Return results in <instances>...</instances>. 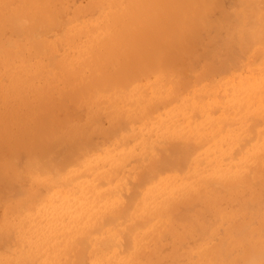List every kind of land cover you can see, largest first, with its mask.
<instances>
[{"label": "rangeland", "instance_id": "374dc122", "mask_svg": "<svg viewBox=\"0 0 264 264\" xmlns=\"http://www.w3.org/2000/svg\"><path fill=\"white\" fill-rule=\"evenodd\" d=\"M38 1L39 2H43V3L45 2L44 4L48 3L47 0L46 1L45 0H41V1L38 0ZM62 1H63V3H62ZM62 1L58 0L56 2V0H51L48 3V5H46L47 6V10H48V8H50L51 11L53 10L52 12L49 11L50 9L48 11H46V13H48V16L45 15L42 18V16L40 17V15H37L38 16V18H37L38 20L29 16V18L31 19V22H33V23L35 22L37 27H38V25H40V27H42V26L44 27V29H43L44 31L41 30L40 32L37 31L39 27L38 28L36 27L37 30L35 29V31L37 32V36L34 39L35 44L37 42H39L37 40H44V39H46V40L54 39L56 42H58V43H55V46L51 50V54H53L52 56L57 57L56 59L61 58V56L65 52L69 51L70 48H71V46L68 45V44H66V46L63 45L64 43L62 41H60V38H59L60 36L58 34L61 32L59 29L64 31L68 26H71V25L76 26V25H78V20L76 19L75 15L73 14L75 12V9H77L79 6H84L85 7L84 12L81 14V16L79 18V23H82L81 25L88 24L90 26L95 25L98 22H100L101 19H102L101 16L103 15V12L107 10V9H105V6H104L105 3H106V0H62ZM237 1L238 0H212V3L213 2L217 3V4L214 3L218 7V9H216V6H212L211 7V4H209V3H211V0H208V6H207L208 8L206 7L201 12H202L203 15L205 14V16L208 15L209 22H208V18L207 17L203 16L202 14H201V16H200V14H198V18H197L198 19V23H197V25L201 26L200 24H202V27L200 28V27L196 26L197 27L196 30H198L197 33L194 36H192V38H189L190 40L188 39V41L185 42L186 44H184V43L181 44V41L179 40V37H180V35L182 33V30H183V26L182 25L177 26V25L173 24L172 21L170 23H168L169 20H166L164 25L159 26V27H157L156 25L154 26V33H155L154 34V38H155L156 42H158L159 39H160L159 45H161L162 41L164 40L162 45L165 43V45L167 47V44L170 45V40H172L174 42V48L176 49L174 54L177 55L178 58L176 56H174L173 54H171V52L173 53V51H174V48L171 47V46H173V44L170 47L168 46L169 48H171L172 51L170 49L167 50V49H165L166 47H164L163 54L160 55L159 57H155L158 60V62H157L158 68L155 67L152 70L149 69L147 74L144 73V75L142 77H140L141 79L138 78V79H133L134 81L132 80L131 85L132 84L133 85L129 86V88L133 87V86L134 87L136 86V88L139 90L138 93H139L140 97L142 98V101H144L141 104L142 105L141 110H142L143 114L141 113L137 117H135V116L132 117V115H128L130 118H128V116L126 118L129 120V124L130 125L128 124V120L127 119L121 120V124H126V126L125 127L121 126L116 131L117 133L115 132L112 136H107L105 133L102 134L103 132L101 133V131L99 133V130H100V128L103 125L102 123H99L100 121L97 122L96 120H91L92 121V123H91V121L87 119V116H88L89 112L94 107L92 105H90V104H87L86 103V99L89 97L90 94H94V93L105 95L104 92L101 93V91H98V90H94V91L89 90L88 85L85 86V87L81 86L80 87L81 89L80 90L77 89L78 91H77V93H75L76 90L75 91H71L68 87H65V86H63L64 87L63 88L62 84H58L59 87L56 84H53L54 86H53V88L51 90L52 92L50 93V96H49V94L47 95V96H49L48 97L49 99L46 98V101L44 102V106L42 104H39L38 101H36L34 99L33 93H28L29 98H30L28 103H24V102L21 101V99H18V98L10 99V100H7L4 103H0V131H1L0 132V137L3 134L2 136L6 138L5 135L7 134V130L4 127H8L9 126L8 130H10V131H12L13 128H15V129H13V131L14 130L15 131L16 130L17 131H22L21 128L24 127L23 130L25 129V130L29 131L30 128H31V130L34 129L33 125L35 124L34 121L36 119L44 121L45 118H51L50 116L52 114H54V115H52L54 120L53 119H50V120L47 119L48 121L45 120L47 122V123L45 122V124L47 126H45V124H44L46 129H45L44 133L42 135H40L39 138L37 139V142L39 140L40 145L42 147L41 146H39V147L37 146L38 148L36 150L35 149L31 150L30 148L28 149L26 147L27 139H24V140H22L23 141V145H24V147H22L23 150L18 149V147H16L18 150H21V153H17L19 151L16 149L17 151H15V153H16V155H15L14 152H13L14 149H15L14 148L15 145L13 146L12 149L9 148L11 146H8V147L6 146L7 143L10 144L9 143L10 140L8 139V137L6 138L7 140H3V142L1 141V139H4V138L3 137L0 138V142H2L1 144H4V145H2V147H1V144H0V149H1L0 153H2V152H4V153L8 152L9 153V151H10V153H9L10 155H8V154L3 155V153H2V155H3L2 156L0 154V157H1L0 158V169H1L0 170V182L4 183V184H0V193L2 192L0 194V196H1L0 197V213H1L0 218L2 217V214H3V217L0 219V225H2V224L5 225L6 224V227H7V229L4 228L5 231H3V233H0V236H2V237L4 236V238H1V239H4V240H2L4 243H0V249H1L0 252L2 253V255L0 253V259L4 258V257H8V258H11L15 262V254H17L18 251H22V252L31 251L30 249H28V247H30V245L27 242V238L30 235L32 227L40 229V228L51 227L53 225L52 214L51 215H45V213H43V210H44V212L49 213L50 209H51V206H53V205H55V203H57V197H56L55 193L57 191H59V190H63L64 188L66 189L65 186L64 187H62V186L61 187L53 186L52 192H50L51 191L50 187H48L46 185L45 186L40 185V183L38 181H36V180L40 179L41 177L42 178L44 177L40 173H38V171L32 169V166H31V162H32L31 159H34L33 157L36 158L38 153H39L38 156L47 157V159L51 158V159L57 160V158H59L57 161H60V159L63 160L64 158H68L72 162L76 161L77 163H79L80 167L79 166L77 168L67 167L66 169H64L62 171V176L66 177L67 173L71 172V170L80 169L82 167L81 168V172L78 173L79 175L81 174L80 175L81 179L83 181L86 180L87 182L92 181V179L94 180L95 193L93 195L95 196V202L96 203H99V201H101L104 198H108L109 196H112L114 198L112 200H116V199L118 200L117 207L115 208L116 210L115 209L112 210V211H114V213L116 215L118 213V216H114V214H112V218H110V219L109 218H106V219L103 218V220H99L100 224H102V225L97 224V223H99V221H98L96 224L94 223L95 226H93L91 229H88L89 231L85 227V221L83 220L81 222L82 224L81 223L79 224L80 234L77 235V238L80 237V239H82V240L80 241V239L79 240L77 239L78 241H76L74 243L76 245V246H74L75 249L72 250V248H74V247H72V245L70 246L72 248H71V250L67 251V254H69V252H70L71 256L70 255L68 256L67 254H65L62 258H60L62 260H60V259L56 260V258L55 259L52 258L50 260V264H67L66 263V259L67 258L69 259V261H71V262L68 261L69 262L68 264H80V262H81V264H83L84 262H85V264H100V263L102 264V263H104L105 259H106V261H105L104 264H113L114 261H115L114 264H124V263H122L124 261L125 262H127V261H129V262H133L134 261L135 262L136 261L134 264H136V263L137 264H193V263H200L201 262L200 255H201L203 247H205L207 245H210L211 243L222 244L224 246L223 249H222V255L220 257V260L218 262H214L213 264H229V262H231L233 260V257L235 256L234 257V260H235L236 255H238L240 253V246L241 245H244V246H247V247L250 246V247L253 248V250H258V248L260 247L259 241H258V239H259L258 235H261L262 238L264 239V229H263L264 224H263V226H260V224H261L260 221L258 219L257 220L254 219V218L255 217L257 218V217H260L261 215H264V197H262L263 198V201H262L263 203L261 202L262 199L260 201H258V202H252L251 199L255 196L257 191L261 192L262 188H263V194H264V173H263L264 172V160H263L264 159V155H263L264 154V135H263L264 134V119L262 121L260 120L262 118L263 114H264V104H263L264 103V99H263V101H260V103L262 102V104L258 103L260 99L264 98V96L261 97L262 95H264V56H263L264 55V48H263L264 47V38H263L264 37V29H263L264 28L263 27L264 23H263L262 20L254 18L251 21V23H252V25H251V23H250L251 19H249V23H250V25L252 27V28H250V31L252 30L251 31L252 33L254 31L253 30V28L255 27L254 25H256L258 27V28L256 27V31L255 32H257L259 27H260L259 30H261V31H259V32H261V33H260L259 37H258V34H256L257 35V37H256L255 34L252 35V33H250L251 35L249 37H246L245 39H242L243 41H246L244 43H242L241 39L240 40L238 38H234L233 39L230 36V34L228 33L229 32L228 29H230L229 28L230 26L225 25V23L226 22L228 23V18L227 17H229V19L232 18L231 17L232 16L231 13H233V10L236 11L238 9V7H239V3L238 2L239 1L238 2ZM91 2L92 3L93 2H98V3H100V5L92 6ZM236 2H237V4H236ZM21 3H23V0H20V2H19V0H15V5H18V6L20 5L21 6ZM58 3H60V4L62 3V4L59 5ZM57 4L59 6H56ZM99 6H102V7L99 8ZM220 6L223 7L224 9L221 8ZM59 7H62V11H61V8H59ZM209 7H211V8H209ZM214 7H215V9H213ZM55 8L57 9L55 11L58 12V13L57 12L56 13H57V16L60 17L59 18L60 21H57L58 17H56V13H54L55 12L54 11ZM219 8H221L222 10L219 9ZM231 8H233V9H231ZM228 9L231 12L228 11L226 13V11ZM102 10H104V11H102ZM261 10H263L262 12H264V7ZM31 13H32V11H31ZM49 13H51L52 16H50ZM233 14H235V13H233ZM60 15H64V16H60ZM31 16H33V15H31ZM61 17H63V18H61ZM201 17H202L203 20L201 19ZM225 17L227 19L225 21L221 22V20L224 19ZM50 18H51V20L55 18L54 21H56V22L53 21L54 24L50 23L51 22L49 20ZM205 18H206L207 22H206ZM30 19H28V17L26 18V20L29 21V22L27 21L28 22L27 24L30 23ZM32 19H33V21H32ZM39 19L41 20V22H40ZM173 19H174V23H175V17L174 16H173ZM34 20H36V21H34ZM46 20H47V22H46ZM253 20L258 21L259 24H258V22H255V24H254ZM44 21H45L46 24H43L41 26V24L44 23ZM48 21H50V22H48ZM202 21H205V24ZM241 22H242V24L238 25V27L239 28L241 27V29L243 28L242 30H244L246 28V25H244V23H247L248 20L247 19H243ZM47 23H48V25H47ZM60 23H61V25H60ZM206 23H210V24L207 25ZM174 25H175V27H174ZM54 26H56L55 27L56 29L54 28ZM60 26L63 27V29L60 28ZM45 27H47L48 29L45 30ZM205 27H206V29H205ZM226 29H227V31H226ZM56 30H57L58 34H57ZM6 31L4 33L5 35L4 34L2 36L0 35V41L5 40L4 42H0V81L5 82L7 80L6 82H8V80H9V77H8L9 76V72L11 70H13L15 72V68H18L22 64L25 65L24 63H27L25 66L32 67V68L33 67L37 68L39 66V67L42 68L44 74L42 72H41L42 75H41V73H39V76L40 75L41 76H40V78L39 77L37 78V80H39L40 82L37 81V80H34V83H36V84L39 83L37 86H40L41 88H43V84H47L45 82L48 79L51 80L50 79V73H47L49 71H47V69L44 71V65L46 66V65L49 64V61H46V60H49V58H50L49 57L50 55H48L49 53H45V54L44 53H40V55H39V52H38V54H36L37 51L32 48L33 46L31 47V43L27 44L28 40L30 41L31 39L29 37H27L26 34H24V32H18L17 30H15V32H13L10 29L6 30ZM41 32H42V34H41ZM48 32H50V33L48 34ZM174 32H175V37L177 36V38H175V39H177V40H173L172 37H171L172 35H174L173 34ZM40 36H42V37H40ZM56 36L59 39L56 40L55 39ZM252 36H253L254 40L252 39ZM260 36L262 37V39L260 38ZM17 37H19V38H17ZM81 37H83V39ZM81 37H80V40L81 39L82 40H86L88 36H86L84 34ZM195 37L197 39H195ZM255 37H256V41L258 43L255 42ZM22 38L28 39V40H24ZM258 38L261 39V41L258 40ZM7 39L14 41V43L8 44ZM247 39H249V40H247ZM18 41H21V42L19 43ZM172 41H171V43H172ZM251 41H253V42H251ZM176 42H177L178 45L176 44ZM249 43H250V45H249ZM251 43H252V45H251ZM58 44H60L59 45L60 47L58 46ZM260 44H262L263 46L260 45ZM24 45H25V47H24ZM30 47H31V49L33 51L29 50ZM176 47H178L179 49L181 48L182 50L181 49L179 50ZM242 47L243 48L245 47V49H243ZM23 48H24L25 52L23 51ZM64 49H65V51H64ZM22 51L24 52L23 54H22ZM169 51H171V52H169ZM176 51H178V52H176ZM28 52H30V53H28ZM31 52H32V54H31ZM34 52H36V53H34ZM48 52H50V51H48ZM179 52L180 53L183 52V53L180 54ZM54 53H56V54L54 55ZM25 54H26V56H25ZM60 54H62V55L60 56ZM29 55H30V57L35 58V59H32V58L30 59V57L28 58ZM41 55H43V56H41ZM163 55L166 56V57H164ZM36 56H39V57L36 58ZM172 56H174V57H172ZM46 57H48V58H46ZM186 57H187V59L185 60ZM155 58H154V61H155ZM163 58H173L172 59L173 63H172L171 59L170 60L167 59V61L168 60L169 61L167 62L166 65H168L169 68H171V69H168V71H166V73H165L164 70L161 71L162 65H165V64H163ZM29 59H30V61L31 60L32 61L29 62L28 61ZM177 60H179V61H177ZM156 61H155V63H152V62L151 63L152 64H156ZM123 62H125V61H122V63ZM160 62H162V63H160ZM175 63L177 64L178 67L174 66V65H176ZM123 64H126V63H123ZM175 67H177V68H175ZM1 69H3V70H1ZM157 69H158V71H157ZM177 69L178 70L179 69H181V70L183 69L184 71L183 70L182 71H180V70L178 71ZM154 70L156 72H158V73H156ZM170 72H171V74H170ZM172 72H173V74H172ZM178 72H182V75L179 73V75H181L180 78H179V75L177 74ZM174 73H175V75H174ZM166 74H169V75H166ZM170 75H173L172 76L173 79H172V77ZM4 76H5V78H2ZM170 77H171V79H170ZM181 77H182V79H181ZM178 81H182L183 83H186L185 84L186 87H185V89L184 88L182 89V93H181V91L177 92V89H178V88H176L177 86H173L172 87V85H171V83L177 84ZM147 82H150L152 84L151 89H150V87H147V88L144 87V84H146ZM140 85H142V86H140ZM54 87L56 88V90H55ZM86 88H87V90H86ZM129 88L127 87V89H129ZM160 89L164 90L163 94H161L162 96L157 94V92ZM82 90H84V91H82ZM115 90H117V89L113 88V92ZM183 90L184 91L187 90L188 93L185 91L184 93H186V94L184 95ZM64 91H66L65 94L68 93L67 97H66L65 94H64L65 97H63L62 93ZM53 92H54V94L56 93L55 97H53L54 96ZM87 92L89 94L86 97L85 95L87 94ZM18 93H19V91H18ZM71 93H74V95L71 94ZM146 93H147V95H146ZM174 93L177 94V98H175V100H173V104H172L173 107L172 106H168V108L164 107L162 99H166L167 97H170V96L172 97L173 95H175ZM20 94H23V93H19V95ZM202 95L205 96V97H203L204 99L201 98ZM210 95H211V97H210ZM56 96H58V98ZM207 97H209V98H207ZM259 97H261V98H259ZM52 98L54 99L55 103L52 102V100H53ZM59 98L63 99V101H61ZM147 98H150L151 103H150V101L148 102L150 107L153 106V107H155L156 110L154 109L152 111H147L146 113H148V114H144L145 113L144 111L147 110L148 107H149L148 103H145V102H147ZM69 99H70V101H69ZM157 99H158V102L161 101L162 104L161 103L159 104L156 101ZM152 100H155V102H157V104H159V105H157ZM67 101H69V102H67ZM199 101L202 102V103L198 104L197 102H199ZM47 103H48V105L50 107L46 106ZM67 104H70V106L67 105ZM178 106H180V107H178ZM183 106H185V107H183ZM43 107L45 108L46 111L43 110ZM56 107H58V109H56ZM64 107H66V108H64ZM108 107H109V105L106 104V108H108ZM189 107H190V109H188ZM28 108H29V110H28ZM179 108H180V110H179ZM31 109H33L32 112H31ZM34 109L36 111L38 109L37 114H34V113H36V111ZM51 109H53V110H51ZM64 109H65V111H62ZM40 110L42 111V113L40 112ZM72 110H73L74 113H72ZM181 110H183V111H181ZM187 110H189L188 114H187ZM194 110L197 111V112L193 113ZM60 111H62V113ZM201 111H204V112L206 111V113L201 112ZM49 112L50 113L53 112V113L50 115ZM150 112H152L154 115L152 113H150ZM168 112H173V117L172 118H175V119L165 120V122H163L164 124L162 123V128L161 129L155 128V126L159 125V119L160 118H166V114ZM175 112L176 113L178 112L177 115H176ZM180 112H182V113H180ZM262 112H263V114H262ZM44 113H47L48 115L44 114ZM55 113H56V115H55ZM78 113H79V115H77ZM179 113L181 114V118L188 124H186L185 122L182 121V119L180 118V114ZM192 113H193V115H196L197 119H196V117H194L192 115ZM195 113H197V114H195ZM211 113H212V116H211ZM226 113H227V115H226ZM23 114H25L24 117H23ZM109 114H110V112H109V110H107V112L105 113L104 117L105 118H106V116L109 117ZM151 114L153 116L152 119H150L151 118L150 117ZM160 114H163V115H160ZM198 114H200V117H202V118H200ZM68 115H69V117H68ZM143 115L144 116L145 115L146 116L149 115V117L147 116L148 120H146L147 118H145V117H144L145 118L144 119ZM248 115H250V116L247 117ZM254 115H255V118H254ZM42 116H44V118ZM46 116H48V117H46ZM78 116H79V118H78ZM80 116H81V118H80ZM256 116H258L259 118L258 117L256 118ZM73 117L74 118L76 117L75 119H77V120H73L74 119ZM134 117L136 119L138 118L139 120H142L141 118H143V120L140 122L138 119L136 120ZM245 117H246V119H245ZM69 118H71V119H69ZM263 118H264V116H263ZM191 119H192V121H191ZM193 119H194L195 122H193ZM105 120H107V119H105ZM130 120H133V122L130 121ZM247 120H250V121H247ZM251 120L253 121V123H252ZM257 120L258 121L260 120L261 122L260 121L257 122ZM255 121H256V123H255ZM78 122H80V123H78ZM148 122H149V124H147ZM227 122H229L228 125H227ZM232 122H233V124H236V125H233ZM236 122H239V123H236ZM250 122H251V126L253 125L252 128H251V126H248V124ZM20 123H21V125H20ZM52 123L54 125H52ZM68 123H70V124H68ZM106 123L104 121V124H106ZM173 123H174V125H173ZM189 123H191V125ZM28 124H30L31 127ZM98 124H99V126H98ZM163 125L164 126L165 125L166 126L170 125L171 129L168 132H166V126H165V128H163ZM243 125H244V127L241 128ZM256 125H260V126H256ZM147 126H149V127H147ZM173 126H174V128H173ZM178 126H180V127H178ZM220 126H224V127L221 128ZM228 126L233 129V130L230 129L233 132L232 131L230 132V130H228L229 129ZM2 127H3V129H1ZM18 127H19V129H17ZM217 127L220 128V131H222L221 129H224L222 131L224 133V135L222 134V132L218 133L219 130H218ZM225 127H226V130H227V133H226ZM135 128H136V130H134ZM177 128H179L180 130H177ZM235 128L237 130H235ZM90 129L92 130V132H91ZM202 129H203V132H202ZM239 129H241V130L239 131ZM254 129H255L256 132L254 131ZM79 130L80 131L81 130H85V132H87V133L84 132L85 134H83L81 137H75L77 131H79ZM158 130H159V132H158ZM251 130L254 131L255 133L254 132L251 133ZM46 131H47V133H46ZM72 131L74 132V136L71 135L70 133H69V135L67 134L68 132H72ZM213 132H214V135H212ZM88 133H89V135H88ZM217 133L219 134V136H218ZM257 133L262 135L263 138L261 136H259V134H257ZM145 134H147V135H145ZM153 134H154V137L150 136V135H153ZM164 134L167 137V140H165L166 137H164ZM215 134H216V136H215ZM101 135H103V136H101ZM41 136H42V139H41ZM46 136H48V137L46 138ZM89 136H91L90 139H88ZM135 136H136V138H135L136 140L133 138ZM213 136H215V137L213 138ZM108 137L109 138L111 137V138L109 139ZM150 137H151V139H150ZM171 137H172V139H171ZM191 137H193L194 139H190ZM202 137H205V138L200 139ZM259 137L261 139H259ZM60 138L62 139V141H60L61 140ZM114 138H117V139H115V141H114L113 140ZM122 138H123V140L121 141ZM130 138H132L131 143H130ZM168 138H170L174 142L171 141L172 143H169L170 141L168 142V140H170V139H168ZM178 138H180V139L176 140V141L174 140V139H178ZM181 138H182V140H181ZM211 138H212V140H211ZM72 139H73V141H72ZM125 139H126V142L124 141ZM146 139H147L148 143L146 142ZM188 139L191 141L190 144L188 143V142H190ZM75 140H76V142H75ZM159 140H160V145L159 146L162 147V148L160 147L161 152H159L160 150H158L159 146L157 144H156V146H158V148L157 147H155V148L158 151H156V149L153 148V145H154L153 142H157L159 144ZM183 140L186 141V142H183ZM187 140H188V142H187ZM200 140L202 141L201 142L202 145L199 142ZM233 140H235L233 143L236 144V145L234 144V146H233V143H231ZM236 140L238 142H236ZM258 140H259V142L260 141L261 142L259 143ZM4 141H5V143H4ZM149 141L151 143H153V144H150ZM165 141L168 142L169 145ZM44 142H46V143H44ZM55 142H56V144H55ZM67 142H69V144H67ZM86 142H87V144H86ZM162 142L164 144L166 143V145H163ZM197 142H199V144L194 147V144L197 143ZM52 143H54L53 144L54 147H53V145H51ZM192 143H194V144H192ZM89 144H91V146H90L91 148L89 147ZM96 144H99V145H96ZM124 144H126L127 146L124 145ZM211 144H213L212 147H210ZM131 145H133V146H131ZM144 145H146V146H144ZM204 145H206V146L203 148ZM247 145L248 146L251 145V148L248 149ZM166 146H168L169 148H167ZM240 146H241V150H240ZM47 147H48V149H47ZM57 147H59V149ZM64 147H65V149H64ZM115 147H117V148L115 149ZM144 147H145V149L143 150ZM164 147L169 149V152H167L166 148H164ZM215 147H217V152L215 151L216 150ZM254 147H257V148L255 149ZM19 148H21V147L19 146ZM44 148H46L47 150H45ZM60 148H61V150H60ZM125 148H126V150H125ZM148 148L149 149L153 148V150H155L156 152L151 150L152 153H151V151H149L151 153V155H150V153L147 152ZM171 148L174 149V150H175V148H177V152H175L174 150L172 151ZM234 148H236V149H234ZM244 148H246L245 151H244ZM9 149H11L12 151L9 150ZM87 149L90 150V153L88 155L92 154V156H93L95 154L93 157L96 158V166H97V168L96 167L95 168L98 171H94L93 172V171L83 170L84 162H82V161L84 160V157L87 156V155L85 156V153H86ZM113 149H115L114 152L112 151ZM4 150H7V152H5ZM29 150L33 151V153L30 154L31 152ZM42 150H44V151H42ZM83 150H85V151H83ZM99 150L100 151L102 150V151L100 152ZM165 150H166V153H167L166 155H165ZM45 151H47V152L44 153ZM92 151L94 152V154H93ZM36 152H37V154H36ZM153 152H155L156 154H154ZM173 152H175L176 154L173 153ZM248 152H250V153H248ZM77 153L81 154V156L79 154H77ZM82 153H83V155H82ZM146 153L149 154V155H147ZM159 153H161V154H159ZM185 153H186V155H185ZM212 153H213V155H212ZM215 153H217V154H215ZM63 154L64 155L66 154V155L64 156ZM157 154H159V156L162 155L160 157L158 156L159 160L156 158ZM208 154H210V156L211 155L212 156L210 157V156H208ZM226 154H231V155L233 154L232 157H231L232 159L229 160L230 157H229V155H226ZM244 154H246L248 159L246 158V156ZM59 155H60V157H59ZM139 155H141V157ZM92 156H91V158H93ZM136 156H139V157H136ZM148 156H149V158H151L149 161H151V160L153 161V158L155 156L156 160L154 159V161H153V162L156 161L154 163L155 165L152 162V164H153V166H152L151 162L148 161ZM243 156H245V157H243ZM258 156H259V158H258ZM2 157L3 158L5 157V158L2 159ZM6 157H7V159H6ZM132 157H134L135 159L132 158ZM144 157L145 158L147 157V159L144 160ZM170 157H174V159L173 158L169 159ZM177 157H179V160L177 159ZM180 157H181V159L184 162H181ZM241 157H243V158H241ZM141 158H143V160ZM160 158H162V159H160ZM222 158L224 160V163H223ZM260 158L263 161L261 163V166L259 165ZM8 159L10 161L12 160L11 163H13V164H9L10 161ZM77 159H78L79 162L77 161ZM168 159H169V161H168ZM236 159H237V161H236ZM160 160L162 162H163V160L167 161V162H173V165L175 166V168L171 169L172 171L170 169H165V166H162V165L160 166L159 165L161 163ZM197 160H199L200 163L197 162ZM231 160H232V162H231ZM248 160H249V162H247ZM1 161H2V163H1ZM188 161H189V165H188ZM218 161H219V163H218ZM20 162L23 165L22 164L20 165ZM81 162H82V166H81ZM126 162H127V164H125ZM157 162H160V163H157ZM230 163L232 164L233 167H231ZM3 164L6 165V166H3ZM210 164L215 166V167L213 166V170H212ZM256 164H258V165H256ZM156 165L159 168L156 167ZM197 165L198 166L200 165V166L198 167ZM201 165H203L204 167L206 166V167L204 168ZM216 165H217V167H216ZM238 165L239 166L241 165V167H239ZM187 166H189V167H187ZM253 166H254V168H253ZM259 166L261 168H259ZM1 167H3V168H1ZM134 167H136L138 169V171H139L138 173L136 172L137 170L133 171ZM153 167H156V168H153ZM226 167H227V169H226ZM250 167H251V170L249 171ZM10 168H11V170L8 171V169H10ZM99 168H101V169H99ZM118 168H120V170H118ZM140 168H142L143 171H145L146 173L143 172V171H140L141 170ZM191 168H193V169H191ZM199 168H201V171H199L200 170ZM231 168H232L233 172H231L232 171ZM5 169H7L6 170L7 172L11 173V176L9 175V173L7 174L5 172ZM16 169H17V171H16ZM125 169L128 172H125ZM153 169L154 170L156 169V171H158V172L154 171ZM189 169H191V170H189ZM207 169H209V170H207ZM221 169H222V171H221ZM152 170H153V172H152ZM182 170H186V172H184ZM252 170H256V172L252 171ZM12 171H13V173H12ZM107 171H108V173H107ZM111 171L114 174L111 173ZM129 171H131V172L133 171L134 173L136 172L137 174L135 173L136 174L135 175L133 172H132L133 175L132 174H128V173H131ZM173 171H175L176 173L173 172ZM36 172L39 175L36 174ZM63 172H65V173H63ZM85 172L87 173V175H86ZM89 172H93L94 175L92 173H90L91 174L90 175L91 177H90L89 176ZM104 172H106L107 174L104 173ZM140 172H141V174H139ZM155 172H156V175L158 177L155 176ZM178 172L181 173V174H179ZM183 172L186 173V174H184ZM203 172H204V174H203ZM212 172H213V174H212ZM15 173L18 174V176H20V175L23 176L22 177L23 179L20 178V180L17 183L14 181L15 178L13 177L15 175ZM95 173L97 175L96 177H95ZM142 173H144V174H142ZM151 173H152V175H148V174H151ZM103 174L104 175L106 174L104 178H107L109 176L108 177V180H109L108 183L111 186L106 182L107 179H106V181H105V179L103 180V176H104ZM118 174H121V175L119 176ZM153 174H154V176H153ZM160 174H161V176H160ZM163 174H165V175H163ZM178 174H179V176H178ZM254 174L258 175L259 177L255 176ZM113 175L115 177L116 176L117 177L115 178ZM180 175H183V176H180ZM249 175H252V176H249ZM136 176L138 178H136ZM150 176L151 177L153 176V177L151 178ZM5 177H6V179H4ZM10 177H12V178H10ZM33 177H37V178L33 179ZM196 177H197V179H196ZM2 178L4 179V181L1 180ZM153 178L156 181L153 180ZM179 178H180V180H179ZM185 178H186V181H185ZM249 178H251V179H249ZM121 179L122 180L124 179V181H122ZM132 179H133L134 183L137 182V184L135 183L134 187L132 186V183H131ZM134 179L136 181H134ZM137 179H139L140 181H138ZM5 181L8 183V185H7V183ZM98 181H99V184L96 183ZM104 181H105V183H103ZM212 181L213 182L216 181L215 183H218L219 185L221 184L220 182H222V185L219 186L218 184H216V187H215V185H214V183ZM217 181H219V182H217ZM53 182H52V184H53ZM75 182H77V181H75ZM117 182H118V184H117ZM121 182H123V183L120 184ZM128 182L131 183L130 187H132V189L128 186L129 185ZM207 182L210 185L209 187H208ZM238 182L239 183L241 182L240 183L241 187H239L240 184H237ZM242 182H244V183H242ZM251 182H253L255 185H258V186L253 185V183L250 185ZM102 183L104 184V186L102 185ZM124 183H126V184L124 185ZM205 183L207 184V185L204 186L206 188L202 187ZM229 183L231 185L232 184L233 185L237 184V185L234 186L235 187L234 188L233 185L230 186ZM13 184H15V185H13ZM16 184H18V186ZM181 184H185L188 187L199 186L200 187V191H199V193L193 194L191 196L188 193V194H186L183 197L184 199H182V197H180L179 199H177V197H172L170 195L171 189H173V187L179 186ZM226 184H228L227 187L225 186ZM244 184H246V185H244ZM10 185H11V188H10ZM23 185L24 186L26 185L25 188H24ZM53 185H56V183L53 184ZM212 185H214V186H212ZM16 186H17V188L19 186H21V187H19L18 189H15ZM72 186H73V184H70V187H72ZM101 186L103 188H101ZM118 186H120L121 188L118 187ZM125 186H127L128 188L126 187V189H125ZM143 186H144V188H143ZM222 186L225 188L226 191L224 190V188ZM252 186H254V187H252ZM36 187L39 188L41 193L37 192L38 190H37ZM116 187L119 188V189H117ZM212 187H214V189H212ZM220 187L222 189H218ZM237 187L239 188V190L237 189ZM242 187H245L246 189H244V188L242 189ZM113 188H115V190L112 191ZM129 188H130V191H129ZM136 188H137V190H136ZM215 188L218 190L217 192L215 191L216 190ZM22 189H26V191L27 190H29V191H27V193H26V191H24ZM30 189H33L34 193H33V190H30ZM67 189H69V188H67ZM138 189L139 190L142 189V191H141L142 192V196H141V192L140 193L138 192ZM158 189H162V190H158ZM119 190H121V191L124 190V191L120 192ZM125 190H127V192H125ZM131 190H133V191H131ZM5 191H7V192H5ZM9 191H10V193H9ZM16 191H17V194H16ZM109 191H111V192H109ZM207 191H208L209 194H207ZM221 191H224V192L221 193ZM18 192H19V194H18ZM20 192L23 193V194H20ZM106 192H108V193H106ZM118 192L120 193V195H119ZM201 192L203 194H205V195H203ZM225 192H227V193H225ZM104 193H106L108 195L106 196ZM116 193H117V195L120 196V198H118L119 196L118 197L116 196ZM129 193H131L132 195L131 194L129 195ZM133 193H135V195ZM155 193H158V194H155ZM114 194L116 196V199H115ZM121 194H122V196H121ZM197 194H198L199 197H197L195 199ZM22 195L24 197H26L27 199L26 198L24 199V197L22 198ZM35 195H37V196H35ZM139 195L141 196V198H140ZM224 195H226V196H224ZM237 195H239V196L237 197ZM232 196H234V197H232ZM44 197H46V198H44ZM127 197L129 198L128 200H127ZM17 198L18 199L20 198L21 200H18ZM238 198L239 199L242 198V199L238 200ZM42 199L44 201H42ZM13 200H14V202H13ZM137 200H138V202H137ZM155 200H156V202H153ZM193 200H194L195 203L193 202ZM23 201H25V202H23ZM38 201L40 203H42V202H44V203H42V205H41V204H39ZM248 201L250 202V204H253L254 206L251 205V208H248V207H246L245 204L244 205H240V204H242L244 202L247 203ZM22 202H23V205L21 206ZM49 202H51V203H49ZM185 202H186V204L188 203V205H186ZM189 202H191L192 205L193 204H195V205H193V207H191L192 205L190 204L191 206L189 207L188 212H187L186 211L187 210L186 206H189ZM249 202L247 204L248 206L250 205ZM14 203H16V204H14ZM122 203H124V205H122ZM254 203H256L257 205L254 204ZM180 204H182V205L178 206ZM131 205L134 206L133 209H132ZM136 205H137V208L135 207ZM161 205H164V206H161ZM183 205L184 206L186 205L184 207V209H186L185 210L186 211L185 214H184V209L183 208H182L183 210L181 209V207ZM1 206L4 207V209H2ZM12 206L14 207L15 210L13 209ZM16 207H18V208H16ZM25 207L26 208L28 207V209L26 210ZM177 207H180V208H177ZM212 207H214V208H212ZM259 207H260V209H259ZM19 208H21L22 210H19ZM34 208L36 209V211H35ZM135 208H136L135 211L137 213L139 212L138 214L134 211ZM204 208H206V209H204ZM210 208H211V210H210ZM138 209H140V210L137 211ZM2 210H4V212ZM207 210L210 211V212H208ZM104 211H105V208H103V212L102 213H107V212H104ZM119 211H121V212H119ZM10 212L11 213L14 212V213L11 214ZM16 212H17V214H16ZM21 212L24 215L21 214ZM108 212L110 213L111 211H108ZM129 212H131V213H129ZM25 213H27V214H25ZM203 213H204V216L201 218ZM127 214L128 215L130 214V217H132L134 219L133 222H132V219L129 218V216ZM162 214H165V216H163ZM167 214L168 215L171 214V215L166 216ZM213 214H215L216 217ZM8 215L10 216V218L8 217ZM124 215L126 216L125 217L126 218L125 221H124L125 218L123 217ZM157 215H159V216H157ZM135 216L138 217V218L140 217V219L141 220L143 219V220L141 222L139 220L138 222H140V223L135 222L136 221L135 219H137ZM149 216H153V218L149 219L150 218ZM155 216H157V217H155ZM206 216L208 218H210L211 220H209ZM238 216H239L240 219L239 218H237V219L235 218V217H238ZM36 217H38V218H36ZM171 217H172V219H171ZM211 217H213V218H211ZM245 217L247 219H245ZM155 218H157V219H155ZM122 219H123V221H122ZM146 219H148L149 222H146L147 221ZM160 219H163L164 221H162ZM108 220L110 221V223H109ZM117 220H120V222L117 221ZM144 220H146L145 224H143ZM159 220H160V222H158ZM210 221H212L214 223L211 224ZM106 222H107V224H109V226H107L105 224ZM165 222H166V224H165ZM192 222H193L194 226L192 225ZM200 222L202 224H200ZM20 223H23L24 226L16 227ZM149 223H151V225ZM163 223L166 225L165 228H164ZM251 223L254 224V225H250ZM111 224L112 225L114 224V226L116 225L115 227L113 226L115 230L112 228L114 231L110 228L112 226ZM118 224L119 225L121 224L122 226L121 225L119 226ZM133 224H134V227H133ZM136 224H138V225H136ZM209 224H211L212 229H211ZM4 225H2V226L4 227ZM104 225H105V227L103 228ZM204 225H205V227H203ZM128 226H130V227H128ZM145 226H147V227L145 228ZM125 227H126V230H125ZM131 227H132V229H131ZM135 227H137V228H135ZM159 227H161V228H159ZM120 228H121L122 231L120 230ZM195 228H196V230H195ZM129 229H131V230H129ZM15 230H17V232ZM100 230L102 232H104L105 234H103ZM117 230L120 231V232H117ZM123 230H125V231H123ZM136 230H138V231H136ZM86 231L87 232H93L94 231L93 232L94 234L93 233H88L87 234ZM109 231H111V232H109ZM112 231L115 234H117L118 236L114 235V233H112ZM131 231H132V233H131ZM139 231L141 233H139ZM84 232L87 235H89V236H86L85 234H83V235H85V236H83L82 233H84ZM108 232H109V234H108ZM127 232H130V235L127 234V236L129 238L133 239V240L130 239L131 242L129 241L128 237H126L125 233H127ZM154 232H156V233H154ZM10 233L12 235H10ZM27 233H29V234H27ZM111 233H112L111 237L113 238L115 236V239H111V237H110ZM165 233H167L166 234L167 236H165V238L163 239V237H161V236L165 235ZM1 234H7V235L9 234L10 237H7V235H6V238L8 239V240H6L5 235H1ZM90 234H92V235H90ZM151 234H153V235H151ZM16 235H18V236H16ZM93 235H94V242L92 241L93 240ZM138 235H140V236H138ZM15 236H16V238H14ZM108 236L110 237V240L112 241L111 243L109 242V246L112 247L110 250H109V248L107 249V244L105 243V240L108 239ZM147 236L149 237L148 239H147ZM84 237L87 238V242L84 241V239H85ZM88 237H92V240H91V238H88ZM116 237H117V239H116ZM121 237H122L123 241H128V243L130 242L131 244L129 243V246L130 245L133 246L134 249H133V247H132V249H131V247L129 248L128 245L124 246L126 242H123L124 245H122L123 244L122 240L119 241L121 239ZM125 237H126V239H125ZM138 237H139V240H138ZM145 238H146L147 242L144 240ZM19 239L22 240V242ZM12 240H13V242H12V246H11V244H10L11 242L10 241H12ZM14 240H16V241H14ZM18 240H19V242H18ZM62 240H64V239H61V241ZM116 240L119 241V243ZM162 240H163V242H162ZM82 241L84 243H82ZM96 241H97V243H96ZM91 242H93V244ZM20 243H22L23 245L20 246L21 245ZM60 243H62V242H60ZM112 243L114 245H112ZM132 243H133V245H132ZM149 243H153V244L152 245L150 244V246H149ZM26 244H27V246L25 247ZM82 244L83 245L86 244V245H84V247H83ZM97 244H99V245H97ZM117 244L119 246H117ZM228 244H229V246H228ZM14 245H15V247H14ZM114 246H116L117 248H114ZM158 246L160 247V249L157 250V248H159ZM12 247L15 248L13 250L15 252H12V249H13ZM126 247H128V248H126ZM79 248H81V249H79ZM97 248H99L98 251H96ZM125 248H126V250H128L127 252H126ZM76 249H77V251H76ZM85 249H86V252H85ZM101 249H102V252L99 253V251H101ZM112 249H113V251L111 252ZM118 249L122 250V252L125 250V252L126 253L129 252L128 255L129 254L130 255L127 256V254L125 252L122 253ZM144 249L148 250V252H145ZM4 250H5V253L3 254ZM93 250L96 251V252L94 253ZM117 251L120 252V255H119V253ZM6 252H8V253H6ZM106 252H108V256L106 255ZM10 253H11V255H10ZM81 253H82V255L83 254L85 255L87 253L90 257H88V255L86 254L85 255L86 257L85 256H81L83 258V260H80V259H82L79 256ZM93 253H94V255H93ZM143 253H145V255ZM160 253H162L161 254L162 256L160 255ZM115 254H117V256L119 255V257L115 258ZM122 254H124V255H122ZM141 254H142V257H140ZM75 255L79 259H77L75 257ZM72 256H73V258H72ZM102 256H104V257H102ZM92 257H93V259H92ZM98 257H100V259ZM137 257H138V260H136ZM101 258H103V259H101ZM111 258L113 260L108 262ZM75 259H77V260L75 261ZM116 259H117V261H116ZM99 260H102V261H99ZM78 261H79V263H76ZM25 262H24V264H30V261H25ZM35 262L34 263L31 262V264H38L39 260H36ZM8 264H12V263H8ZM14 264H19V263H14Z\"/></svg>", "mask_w": 264, "mask_h": 264}, {"label": "bare ground", "instance_id": "6f19581e", "mask_svg": "<svg viewBox=\"0 0 264 264\" xmlns=\"http://www.w3.org/2000/svg\"><path fill=\"white\" fill-rule=\"evenodd\" d=\"M41 1V0H40ZM46 1V0H45ZM48 1V3L51 1H49V0H47ZM58 0H56V2H57ZM62 1V0H61ZM239 1V2H238ZM237 2L239 3V7H238V9L235 11V10H233V13H235V14H233V13H231L232 14V18L231 19H229V17H227L228 18V23L226 22L225 23V25H227V26H230L229 28L230 29H228L229 30V34H230V36L234 39V38H238L239 40L241 39H245L246 37H249L251 34L250 33H252L251 31H250V28H252L251 27V25H252V23H251V21H252V19H254V18H257V19H260V20H262L263 21V23H264V12H262L263 10H261L263 7H264V0H238ZM19 2H20V0H19ZM22 2V1H21ZM234 2V1H233ZM237 2H236V4H237ZM45 3V2H44ZM43 2H39L38 0H23V3H21V6L19 5H15V0H0V35L2 36L4 33H5V31L6 30H12L13 32H15V30H17L18 32H24V34H26V36L27 37H29L31 40L29 41L28 39H24V38H22V39H24V40H28V43L27 44H29V43H31V47L34 49V50H36L37 51V53L36 52H34V53H36V54H38V52H39V55H40V53H49L48 55H50L49 57V60H46V61H49V64L48 65H44V71L47 69V71H49V72H47V73H50V79L51 80H47L45 83H47V84H43V88H41L40 86H37L39 83L37 82V81H39V80H37V78L39 77L40 78V76L42 75V73H43V70H42V68L41 67H37V68H32V67H28V66H25L27 63H24L25 65H21L20 67H18V68H15V72L13 71V70H11L10 72H9V80H8V82H6L5 80V82H2V81H0V103H4V102H6L7 100H10V99H15V98H18V99H21V101L22 102H24V103H28L29 102V100H30V98H29V95H28V93H33V97H34V99L36 100V101H38V103L39 104H42L43 106H44V102L46 101V98H48L49 96H50V93L52 92L51 90H52V88H53V84H56L57 86H58V84H62V87L63 86H65V87H68L71 91H75V93H77V91L78 90H80L81 88V86H83V87H85V86H87L88 85V87H89V90H92V91H94V90H98V91H101V93L102 92H104V94L105 95H101V94H96V93H94V94H90L89 95V97L86 99V103L87 104H90V105H92L94 108L89 112V114H88V116H87V119L88 120H96L97 122L98 121H100L99 123H102L103 125H102V127L100 128V130H99V133H100V131H101V133L102 134H106L107 136H112L121 126H123V127H125L126 126V124H121V120H125V119H127L126 117L128 116V115H132V117L133 116H135V117H137V116H139V114H143V112H142V110H141V107H142V103L144 102V101H142V98L140 97V95H139V93H138V89L136 88V86L134 87H130L129 88V86H132L131 85V83H132V80L133 79H138V78H140V77H142L143 75H144V73H148V70L149 69H153V68H155V67H157L158 68V66H157V62H158V60L155 58V57H159L160 55H162L163 54V52H164V47H166V45H165V43L162 45V43H163V41H162V43H161V45H159V41H160V39H159V41L158 42H156V40H155V38H154V26L156 25L157 27H159V26H162V25H164L165 24V22H166V20H169L168 21V23H170L171 21H172V23L173 24H175V25H177V26H180V25H182L183 26V30H182V33H181V35H180V37H179V40L181 41V44L182 43H184V44H186L185 42H187L188 41V39L189 38H192V36H194L196 33H197V31L198 30H196V28L197 27H202V24H200L201 26H199V25H197V23H198V14H200V16H201V14H202V12L201 11H203L207 6H208V0H106V3H105V9H107L106 11H104V10H102V11H104L103 12V15L101 16L102 17V19H101V21L100 22H98L97 24H95V25H92V26H90V25H88V24H84V25H81L82 23H79V18H80V16H81V14L84 12V10H85V7L84 6H79L77 9H75V12L73 13L74 15H75V17H76V19L78 20V25H76V26H74V25H71V26H66L67 28L63 31V30H61V29H59L61 32L58 34V32H57V30H56V32H57V34L60 36L59 38H60V41H62L61 43L63 44V45H65L66 46V44H68V45H70L71 46V48H70V50L69 51H67V52H65L63 55L62 54H60V56H61V58H59V59H56L57 57H55V56H52L53 54H51V50H52V48L55 46V43H58V42H56L54 39H51V40H46V39H44V40H37V41H39V42H37L36 44H35V41H34V39H35V37L37 36V32L35 31V29L37 30V28H38V30L37 31H41V30H43L44 29V27L42 26L43 24H46L45 23V21H44V23H42L41 24V26L43 27H40V25H38V27H37V25L35 24V22L33 23V22H31V19L29 18V16L30 17H32V18H35V19H37L38 18V16L37 15H40V17L42 16V18L45 16V15H47L48 16V13H46V11H48L50 8H48V10H47V6L46 5H48V3L47 4H44ZM62 3H63V1H62ZM61 3V4H62ZM215 2H213L212 3V0H211V3H209V4H211V7L212 6H216V9H218V7H217V5H215V4H217V3H215ZM59 5H61L60 3H58ZM56 5V6H59V5ZM214 4V5H213ZM91 5L92 6H97V5H100V3H98V2H91ZM90 5V6H91ZM220 5V4H219ZM55 6V7H56ZM103 6V7H104ZM237 6V5H236ZM64 7V6H63ZM100 7H102V6H99V8ZM211 7H209V8H211ZM221 7V6H220ZM59 8H61V11H62V7H59ZM58 8V9H59ZM96 8V7H95ZM208 8V7H207ZM221 8H223V7H221ZM221 8H219V9H221ZM213 9H215V7L213 8ZM224 9V8H223ZM231 9H233V8H231ZM55 10H57L56 8L54 9V11ZM60 10V9H59ZM64 10V9H63ZM222 10V9H221ZM31 11H32V13H31ZM50 12H52L51 11V9L49 10ZM225 11V10H224ZM229 11V9L226 11V13ZM57 11H55L54 13H56ZM94 12V11H93ZM229 12H231V11H229ZM53 13V14H54ZM58 13V12H57ZM57 13H56V17H58L57 16ZM63 13V12H62ZM87 13V12H86ZM205 13V12H204ZM65 14V13H64ZM98 14V13H97ZM101 14V13H100ZM31 15H33V16H31ZM49 15L50 16H52V14L51 13H49ZM59 15V14H58ZM85 15V14H84ZM175 17V23H174V19H173V16ZM203 15V14H202ZM60 16H64V15H60ZM97 16V15H96ZM95 16V17H96ZM203 16H205V14L203 15ZM229 16V15H228ZM28 17V19H30V23L29 24H27L29 21L28 20H26V18ZM55 17V16H54ZM83 17V16H82ZM205 17H207L208 18V15L207 16H205ZM223 17V16H222ZM221 17V18H222ZM47 18V17H46ZM60 17H58L57 18V21H60V19H59ZM61 18H63V17H61ZM226 17L224 18V19H222L221 20V22L222 21H225L226 19H227ZM41 19V18H40ZM39 19V20H40ZM45 19V18H44ZM90 19V18H89ZM93 19V18H92ZM95 19V18H94ZM201 19H202V17H201ZM243 19H247L248 20V22L247 23H244V25H246V28L244 29V30H242L241 29V27L239 28L238 27V25H241L242 24V20ZM249 19H251L250 20V23H251V25H250V23H249ZM38 20V19H37ZM48 20V19H47ZM47 20H46V22H47ZM50 21H48V22H50V23H53L54 24V22H56V21H54L55 20V18L54 19H52L51 20V18L49 19ZM203 20V19H202ZM205 20H206V18H205ZM230 20V21H229ZM256 20V19H255ZM255 20H253L254 21V24H255V22H258V21H255ZM259 20V21H260ZM28 21V22H27ZM32 21H33V19H32ZM34 21H36V20H34ZM54 21V22H53ZM83 21V20H82ZM201 21V20H200ZM40 22H41V20H40ZM202 22H204V24H205V21H202ZM206 22H207V20H206ZM208 22H209V18H208ZM220 22V23H221ZM38 23V22H37ZM207 25L208 24H210V23H206ZM258 24H259V22H258ZM261 24V23H260ZM47 25H48V23H47ZM56 25V24H55ZM60 25H61V23H60ZM64 25V24H63ZM70 25V24H69ZM175 25H174V27H175ZM206 25V26H207ZM50 26V25H49ZM197 26V27H196ZM222 26V25H221ZM255 27V29L253 28V33H252V35L253 34H258V37H259V35H260V33L261 32H259V31H261V30H259L260 29V27H259V29H258V31L257 32H255L256 31V25H254ZM259 26V25H258ZM37 27V28H36ZM56 26H54V28H55ZM223 27V26H222ZM264 27V26H263ZM60 28H62L63 29V27H61L60 26ZM227 28V27H226ZM258 28V27H257ZM262 28V27H261ZM46 29H48L47 27H45V30ZM53 29V28H52ZM56 29V28H55ZM174 29V28H173ZM205 29H206V27H205ZM264 29V28H263ZM50 30V29H49ZM223 30V29H222ZM44 31V30H43ZM48 31V30H47ZM174 31V30H173ZM226 31H227V29H226ZM7 32V31H6ZM55 32V33H56ZM17 33V32H16ZM45 33V32H44ZM50 32H48V34H49ZM263 33V32H262ZM41 34H42V32H41ZM86 35V36H88L87 37V39L86 40H82L83 39V37H81L82 35ZM174 35H172L171 37H172V39L173 40H177V39H175V38H177V36L175 37V32L173 33ZM5 35V34H4ZM23 35V34H22ZM55 35V34H54ZM57 35V36H58ZM254 35V36H255ZM25 36V35H24ZM46 36V35H45ZM57 36H56V40L57 39H59V38H57ZM4 37V36H3ZM40 37H42V36H40ZM54 37V36H53ZM80 37L82 38L81 40H80ZM230 37V38H231ZM256 37H257V35H256ZM256 37H255V42H257L256 41ZM17 38H19V37H17ZM50 38V37H49ZM52 38V37H51ZM229 38V37H228ZM260 38L262 39V37L260 36ZM264 38V37H263ZM5 39V38H4ZM10 39V38H9ZM195 39H197L196 37H195ZM237 39V40H238ZM252 39H253V36H252ZM261 39H259L258 38V40H260L261 41ZM21 40V39H20ZM46 40V41H45ZM190 40V39H189ZM247 40H249V39H247ZM254 40V39H253ZM5 40H3V41H0V42H4ZM16 41V40H15ZM59 41V40H58ZM171 41L172 40H170V45H168L167 44V47L169 46H171L172 44H173V46H171L172 48H174V42L172 41V43H171ZM263 41V40H262ZM7 42H8V44H10V43H14V41H12V40H8L7 39ZM19 43L21 42V41H18ZM23 42V41H22ZM166 42V41H165ZM190 42V41H189ZM244 42H246V41H243L242 40V43H244ZM251 42H253V41H251ZM25 43V44H26ZM248 43V42H247ZM258 43V42H257ZM7 44V43H6ZM176 44H177V42H176ZM180 44V45H181ZM188 44V43H187ZM239 44V43H238ZM254 44V43H253ZM256 44V43H255ZM263 44V43H262ZM262 44H260V45H262ZM13 45V44H12ZM21 45V44H20ZM57 45V44H56ZM60 44H58V46H59ZM178 45V44H177ZM248 45V44H247ZM249 45H250V43H249ZM251 45H252V43H251ZM57 46V47H58ZM62 46V45H61ZM244 46V45H243ZM263 46V45H262ZM24 47H25V45H24ZM31 47H30V51L32 50L31 49ZM60 47V46H59ZM165 48V49H170L171 50V48ZM182 47V46H181ZM218 47V46H217ZM28 48V47H27ZM64 48V47H63ZM176 48H178V47H176ZM243 48V47H242ZM264 48V47H263ZM58 49V48H57ZM179 49V48H178ZM177 49V50H178ZM181 49V48H180ZM179 49V50H180ZM232 49V48H231ZM237 49V48H236ZM243 49H245V47L243 48ZM242 49V50H243ZM50 51V52H48V51ZM175 48H174V51H173V53L171 52V51H169V52H171V54H173L174 56H176L177 58H178V56L177 55H175L174 53H175ZM182 50V49H181ZM23 51H24V48H23ZM22 51V54L25 52H23ZM33 51V50H32ZM64 51H65V49H64ZM236 51V50H235ZM176 52H178V51H176ZM184 52V51H183ZM183 52H181V53H183ZM28 53H30V52H28ZM180 53V52H179ZM180 53V54H181ZM262 53V52H261ZM21 54V55H22ZM31 54H32V52H31ZM56 53H54V55H55ZM170 54V55H171ZM236 54V53H235ZM242 55V54H241ZM240 55V56H241ZM259 55V54H258ZM25 56H26V54H25ZM33 56V55H32ZM41 56H43V55H41ZM45 56V55H44ZM47 56V55H46ZM59 56V55H58ZM164 56V55H163ZM162 56V57H163ZM174 56H172V57H174ZM264 56V55H263ZM30 57V55L28 56V58ZM37 57H39V56H36V58ZM161 57V58H162ZM164 57H166V56H164ZM171 57V56H170ZM175 57V58H176ZM243 57V56H242ZM32 57H30V59H31ZM43 58V57H42ZM46 58H48V57H46ZM154 58H155V61H156V64H152V63H155V61H154ZM263 58V57H262ZM30 59L28 60L29 62H31L30 61ZM32 59H35V58H32ZM39 59V58H38ZM41 59V58H40ZM167 59H171V61H172V59L173 58H163V64H165V65H162V69H161V71L162 70H164L165 71V73H166V71H168V69H171V68H169V66L168 65H166L167 64V62L169 61H167ZM187 59V57L185 58V60ZM260 59V58H259ZM161 60V59H160ZM43 61V60H42ZM45 61V62H46ZM122 61H125V62H123V63H126V64H123L122 63ZM170 61V62H171ZM177 61H179V60H177ZM44 62V63H45ZM152 62V63H151ZM169 62V63H170ZM175 62V61H174ZM160 63H162V62H160ZM172 63H173V61H172ZM253 63V62H252ZM171 64V63H170ZM176 64V63H175ZM179 64V63H178ZM181 64V63H180ZM161 65V64H160ZM159 65V66H160ZM174 65V64H173ZM174 66H177V64L176 65H174ZM178 67V66H177ZM177 67H175V68H177ZM184 68V67H183ZM227 69V68H226ZM1 70H3V69H1ZM156 70V69H155ZM154 70V71H155ZM178 70V69H177ZM176 70V71H177ZM180 71H182L181 69H179ZM178 70V71H179ZM157 71H158V69H157ZM163 71V72H164ZM173 71V70H172ZM184 71V70H183ZM42 72V73H41ZM156 72V71H155ZM154 72V73H155ZM162 72V73H163ZM39 73H41V75L39 76ZM156 73H158V72H156ZM179 73L182 75V72H178L177 74L179 75ZM44 74V73H43ZM170 74H171V72H170ZM172 74H173V72H172ZM47 75V74H46ZM166 75H169V74H166ZM174 75H175V73H174ZM181 75H179V78H180V76ZM189 75V74H188ZM49 76V75H48ZM171 77L173 76V75H170ZM184 76V75H183ZM45 77V76H44ZM137 77V78H136ZM171 77H170V79H171ZM196 77V76H195ZM2 78H5V76L4 77H2ZM43 78V77H42ZM49 78V77H48ZM176 78V77H175ZM7 79V78H6ZM141 79V78H140ZM139 79V80H140ZM172 79H173V77H172ZM181 79H182V77H181ZM239 79V78H238ZM34 80H37L36 82L38 83V84H36V83H34ZM42 80V79H41ZM134 81V80H133ZM136 81V80H135ZM184 81V80H183ZM40 82V81H39ZM144 82V81H143ZM185 82V81H184ZM185 84L186 83H183L182 81H178L177 82V84H173V83H171V85H172V87L173 86H177L176 88H178L177 89V92L178 91H181V93H182V89L184 88L185 89ZM55 85V86H56ZM241 85V84H240ZM140 86H142V85H140ZM157 86V85H156ZM59 87V86H58ZM61 87V88H62ZM127 87L129 88V89H127ZM144 87H150V89H151V87H152V84L150 83V82H147L146 84H144ZM155 87V86H154ZM55 88V87H54ZM64 88V87H63ZM62 88V89H63ZM113 88H116L117 90H115L114 92H113ZM78 89V90H77ZM181 89V90H180ZM54 90V89H53ZM55 90H56V88H55ZM86 90H87V88H86ZM85 90V91H86ZM88 90V91H89ZM157 90V89H156ZM18 91H19V93H23V94H20L19 95V93H18ZM82 91H84V90H82ZM186 92H187V90H185ZM184 90H183V93L185 92ZM55 92V91H54ZM54 92H53V94H54ZM96 92V91H95ZM163 92H164V90L162 89H160L158 92H157V94L158 95H161V94H163ZM200 92V91H199ZM66 93V91H64L62 94H63V97H65L64 96V94ZM70 93V92H69ZM80 93V92H79ZM99 93V92H98ZM176 93V92H175ZM174 93V94H175ZM180 93V94H181ZM188 93V92H187ZM191 93V92H190ZM49 94V96H47ZM56 94V93H55ZM55 94H54V96L53 97H55ZM61 94V95H62ZM68 94V93H67ZM67 94H65L66 95V97L68 96ZM71 94H73L74 95V93H71ZM86 94V93H85ZM89 93L87 92V94L85 95L86 97H87V95H88ZM169 94V93H168ZM186 93H184V95H185ZM202 94V93H201ZM146 95H147V93H146ZM261 95V94H260ZM259 95V96H260ZM60 96V95H59ZM79 96V95H78ZM162 96V95H161ZM167 96V95H166ZM183 96V95H182ZM255 96V95H254ZM264 95H262L261 97H263ZM57 98H58V96H56ZM75 97V96H74ZM164 97V96H163ZM171 97V96H170ZM170 97H167L166 99H162L163 101V104H164V107H167L168 108V106H172V104H173V100H175V98H177V94H175V95H173L171 98ZM203 97H205V96H201V98H203ZM210 97H211V95H210ZM261 97H259V98H261ZM61 98V97H60ZM59 98V99H60ZM73 98V97H72ZM207 98H209V97H207ZM253 98V97H252ZM255 98V97H254ZM49 99V98H48ZM51 99V98H50ZM53 99V98H52ZM65 99V98H64ZM68 99V98H67ZM81 99V98H80ZM204 99V98H203ZM256 99V98H255ZM263 99L264 98H262V99H260L259 100V102L258 103H260V101H263ZM61 101H63V99H60ZM74 100V99H73ZM79 100V99H78ZM85 100V99H84ZM182 100V99H181ZM200 100V99H199ZM34 101V100H33ZM32 101V102H33ZM69 101H70V99H69ZM69 101H67V102H69ZM72 101V100H71ZM150 101V98H147V102H145V103H148ZM152 101H154L155 102V100H152ZM157 102H158V99L156 100ZM185 101V100H184ZM52 102H54V99L52 100ZM58 102V101H57ZM157 102H155L156 104H157ZM162 102L161 101H159L158 103L160 104H162ZM189 102V101H188ZM255 102V101H254ZM51 103V102H50ZM49 103V104H50ZM55 103V102H54ZM65 103V102H64ZM72 103V102H71ZM150 103H151V101H150ZM176 103V102H175ZM198 104L199 103H202V102H197ZM106 104H108L109 105V109L108 108H106ZM155 104V105H156ZM159 104H157V105H159ZM260 104H262V102L260 103ZM264 104V103H263ZM55 105V104H54ZM67 105H69L70 106V104H67ZM78 105V104H77ZM46 106H49L48 105V103H47V105ZM45 106V107H46ZM85 106V105H84ZM148 109L147 110H145L144 112V114H148V113H146L147 111H152V110H154L155 109V107H153V106H151L150 107V105H149V103H148ZM50 107V106H49ZM52 107V106H51ZM54 107V106H53ZM157 107V106H156ZM173 107V106H172ZM178 107H180V106H178ZM183 107H185V106H183ZM200 107V106H199ZM64 108H66V107H64ZM68 108V107H67ZM86 108V107H85ZM56 109H58V107H56ZM88 109V108H87ZM109 110V112H110V114H109V117H107L106 116V118L104 117L105 116V113L107 112V110ZM166 109V108H165ZM188 109H190V107L188 108ZM28 110H29V108H28ZM32 110L33 109H31V112H32ZM35 110V109H34ZM43 110H45V108L43 107ZM50 110V109H49ZM51 110H53V109H51ZM75 110V109H74ZM156 110V109H155ZM172 110V109H171ZM177 110V109H176ZM179 110H180V108H179ZM231 110V109H230ZM36 111V110H35ZM37 111H38V109H37ZM37 111H36V113H34V114H37ZM46 111V110H45ZM59 111V110H58ZM62 111H65V109L64 110H62ZM62 111H60L61 113H62ZM70 111V110H69ZM79 111V110H78ZM181 111H183V110H181ZM188 111L189 110H187V114H188ZM34 112V111H33ZM40 112L42 113V111L40 110ZM194 112H197V111H193V113ZM201 112H204V111H201ZM21 113V112H20ZM19 113V114H20ZM29 113V112H28ZM50 113V112H49ZM53 113V112H52ZM52 113H50V115L52 114ZM59 113V112H58ZM70 113V112H69ZM72 113H74L73 112V110H72ZM87 113V112H86ZM150 113H152V112H150ZM176 113V112H175ZM178 113V112H177ZM177 113H176V115H177ZM180 113H182V112H180ZM179 113V114H180ZM193 113H192V115H193ZM204 113H206V111L204 112ZM40 114V113H39ZM44 114H47V113H44ZM153 114V113H152ZM152 114H151V118L150 119H152ZM156 114V113H155ZM164 114V113H163ZM163 114H160V115H163ZM195 114H197V113H195ZM262 114H263V112H262ZM24 115L25 114H23V117H24ZM30 115V114H29ZM48 115V114H47ZM52 115H54V114H52ZM50 116L51 118H45L44 119V121H42V120H39V119H36L35 121H34V129H32L31 130V128L29 129V131H27V130H23V128H21V130L22 131H13V129H15V128H13L12 129V131H10V130H8V127H4L6 130H7V134L5 135L6 136V138L8 137V139L10 140V144H8L7 143V147L8 146H11V147H9V148H13V146H14V154L16 155V153H15V151H17L18 149H21V150H23V148L22 147H24V145H23V141L22 140H24V139H27V144H26V147L29 149H37L39 146H41L40 145V142H39V140H38V142H37V139L39 138V136L40 135H42L43 133H44V131H45V126H47L46 124H45V120H47V119H53V116ZM55 115H56V113H55ZM73 115V114H72ZM77 115H79V113L77 114ZM150 115V114H149ZM149 115H147L148 117H149ZM154 115V114H153ZM199 115V117H200V114H198ZM226 115H227V113H226ZM251 115V114H250ZM250 115H248L247 117H249ZM253 115V114H252ZM256 115V114H255ZM255 115H254V118H255ZM261 115V114H260ZM34 116V115H33ZM45 116V115H44ZM44 116H42L43 118H44ZM86 116V115H85ZM146 115L144 116L143 115V118L145 117V118H147L146 120H148V117H147ZM194 117H196V115H193ZM192 116V117H193ZM211 116H212V113H211ZM263 116H264V114H263ZM263 116H262V118L260 119L261 121L264 119L263 118ZM46 117H48V116H46ZM59 117V116H58ZM68 117H69V115H68ZM67 117V118H68ZM134 117V118H135ZM173 117V112H168L167 114H166V118H160L159 119V125H157V126H155V128H158V129H161L162 128V123L163 122H165V120H170V119H175V118H172ZM191 117V118H192ZM258 116H256V118H257ZM17 118V117H16ZM34 118V117H33ZM42 118V119H43ZM74 118V117H73ZM76 118V117H75ZM73 119V120H77V119ZM78 118H79V116H78ZM80 118H81V116H80ZM84 118V117H83ZM107 119V120H105V119ZM128 118H130L129 116H128ZM140 118V117H139ZM143 118H141L142 120H143ZM144 118V119H145ZM180 118H181V114H180ZM179 118V119H180ZM200 118H202V117H200ZM259 118V117H258ZM27 119V118H26ZM56 119V118H55ZM69 119H71V118H69ZM136 119V118H135ZM138 119V118H137ZM136 119V120H137ZM157 119V118H156ZM178 119V120H179ZM182 119V118H181ZM195 119V118H194ZM194 119H193V122H195L194 121ZM196 119H197V117H196ZM245 119H246V117H245ZM54 120V119H53ZM52 120V121H53ZM66 120V119H65ZM84 120V119H83ZM128 120V119H127ZM134 120V119H133ZM133 120H130V121H132L133 122ZM139 120V119H138ZM142 120H139L140 122L142 121ZM254 120V119H253ZM259 120V121H260ZM25 121V120H24ZM48 121V120H47ZM104 121H105V123L106 124H104ZM135 121V120H134ZM182 121L183 122H185L183 119H182ZM191 121H192V119H191ZM232 121V120H231ZM244 121V120H243ZM242 121V122H243ZM247 121H250V120H247ZM252 121V120H251ZM258 120H257V122H259ZM260 121V122H261ZM31 122V121H30ZM74 122V121H73ZM139 122V123H140ZM178 122V121H177ZM180 122V121H179ZM25 123V122H24ZM47 123V122H46ZM54 123V122H53ZM52 123V125H54ZM78 123H80V122H78ZM91 123H92V121H91ZM131 123V122H130ZM135 123V122H134ZM186 123V122H185ZM226 123V122H225ZM228 123L229 122H227V125H228ZM236 123H239V122H236ZM244 123V122H243ZM246 123V122H245ZM252 123H253V121H252ZM255 123H256V121H255ZM263 123V122H262ZM44 124H45V126H44ZM68 124H70V123H68ZM67 124V125H68ZM128 124H129V120H128ZM127 124V125H128ZM133 124V123H132ZM147 124H149V122L147 123ZM164 124V123H163ZM186 124H188V123H186ZM190 125H191V123H189ZM232 124H233V122H232ZM20 125H21V123H20ZM30 127H31V125L30 124H28ZM97 125V124H96ZM130 125V124H129ZM173 125H174V123H173ZM223 125V124H222ZM233 125H236V124H233ZM238 125V124H237ZM263 125V124H262ZM82 126V125H81ZM85 126V125H84ZM83 126V127H84ZM89 126V125H88ZM98 126H99V124H98ZM134 126V125H133ZM166 126V125H165ZM165 126L163 125V128H165ZM225 126V125H224ZM224 126H220L221 128L222 127H224ZM230 126V125H229ZM228 126V127H229ZM248 126H251V122L248 124ZM256 126H260V125H256ZM255 126V127H256ZM54 127V126H53ZM58 127V126H57ZM70 127V126H69ZM95 127V126H94ZM147 127H149V126H147ZM178 127H180V126H178ZM232 127V126H231ZM244 127V125L241 127V128H243ZM253 127V125L251 126V128ZM63 128V127H62ZM71 128V127H70ZM77 128V127H76ZM86 128V127H85ZM92 128V127H91ZM173 128H174V126H173ZM172 128V129H173ZM215 128V127H214ZM218 128V133L219 132H222L224 129H221L222 131H220V128L219 127H217ZM249 128V127H248ZM250 128V129H251ZM1 129H3V127L1 128ZM17 129H19V127L17 128ZM74 129V128H73ZM171 129V126L170 125H167L166 126V132H168L169 130ZM205 129V128H204ZM230 129H232V128H230L229 127V129L228 130H230ZM257 129V128H256ZM61 130V129H60ZM78 130V129H77ZM91 130V129H90ZM94 130V129H93ZM96 130V129H95ZM129 130V129H128ZM131 130V129H130ZM134 130H136V128L134 129ZM155 130V129H154ZM153 130V131H154ZM164 130V129H163ZM177 130H180L179 128H177ZM206 130V129H205ZM225 130H226V127H225ZM233 130V129H232ZM232 130H230V132L232 131ZM235 130H237L236 128H235ZM241 129H239V131H240ZM175 131V130H174ZM254 131H255V129H254ZM254 131H252L251 130V133L252 132H254ZM258 131V130H257ZM1 132V131H0ZM81 132V133H80ZM85 130H79V131H77V133H76V135H75V137H81L83 134H85V133H87V132H85ZM91 132H92V130H91ZM90 132V133H91ZM95 132V131H94ZM124 132V131H123ZM126 132V131H125ZM130 132V131H129ZM158 132H159V130H158ZM202 132H203V129H202ZM229 132V133H230ZM233 132V131H232ZM245 132V131H244ZM250 132V131H249ZM256 132V131H255ZM254 132V133H255ZM46 133H47V131H46ZM58 133V132H57ZM69 133L71 134V135H73L74 136V132L72 131V132H68L67 134L69 135ZM117 133V132H116ZM217 133V134H218ZM226 133H227V130H226ZM263 133V132H262ZM261 133V134H262ZM123 134V133H122ZM128 134V133H127ZM205 134V133H204ZM222 134L224 135V133L222 132ZM241 134V133H240ZM257 134H259V133H257ZM256 134V135H257ZM3 135V134H2ZM1 135V137H3ZM47 135V134H46ZM88 135H89V133H88ZM93 135V134H92ZM91 135V136H92ZM120 135V134H119ZM118 135V136H119ZM138 135V134H137ZM145 135H147V134H145ZM191 135V134H190ZM212 135H214V132H213V134ZM222 135V136H223ZM233 135V134H232ZM231 135V136H232ZM264 135V134H263ZM87 136V135H86ZM91 136H89L88 137V139H90V137ZM100 136V135H99ZM101 136H103V135H101ZM150 136H152V137H154V134L153 135H150ZM192 136V135H191ZM210 136V135H209ZM215 136H216V134H215ZM215 136H213V138L215 137ZM218 136H219V134H218ZM242 136V135H241ZM258 136V135H257ZM256 136V137H257ZM259 136H261L262 138H263V136L262 135H260L259 134ZM0 137V138H1ZM48 136H46V138H47ZM63 137V136H62ZM61 137V138H62ZM66 137V136H65ZM106 137V136H105ZM115 137V136H114ZM160 137V136H159ZM164 137H166L165 136V134H164ZM163 137V138H164ZM240 137V136H239ZM4 139H1V141L3 142V140H7L5 137H3ZM60 138V139H61ZM71 138V137H70ZM69 138V139H70ZM86 138V137H85ZM107 138V137H106ZM109 138V137H108ZM111 138V137H110ZM109 138V139H110ZM118 138V137H117ZM117 138H114L113 140L115 141V139H117ZM134 139L136 138V136L135 137H133ZM203 138H205V137H202V138H200V139H203ZM217 138V137H216ZM243 138V137H242ZM41 139H42V136H41ZM75 139V138H74ZM138 139V138H137ZM150 139H151V137H150ZM168 139H170V138H168ZM171 139H172V137H171ZM168 140V142L169 143H172V142H174V141H172V140ZM180 138H178V139H174L175 141L176 140H179ZM190 139H194L193 137H191ZM240 139V138H239ZM257 139V138H256ZM255 139V140H256ZM259 139H261L260 137H259ZM66 140V139H65ZM71 140V139H70ZM119 140V139H118ZM123 140V138L121 139V141ZM131 140H132V138H130V143H131ZM136 140V139H135ZM141 140V139H140ZM164 140V139H163ZM162 140V141H163ZM165 140H167V137H166V139ZM181 140H182V138H181ZM189 140V139H188ZM188 140H187V142H188ZM211 140H212V138H211ZM210 140V141H211ZM254 140V141H255ZM48 141V140H47ZM59 141V140H58ZM60 141H62V139L60 140ZM64 141V140H63ZM67 141V140H66ZM72 141H73V139H72ZM71 141V142H72ZM84 141V140H83ZM96 141V140H95ZM120 141V140H119ZM125 142H126V139L124 140ZM123 141V142H124ZM151 141V140H150ZM149 141V142H150ZM154 141V140H153ZM172 141V142H171ZM190 141V140H189ZM235 140H233L231 143H233ZM240 141V140H239ZM2 142H0V144L2 143ZM37 142V143H36ZM75 142H76V140H75ZM122 142V143H123ZM135 142V141H134ZM146 142L148 143V141H147V139H146ZM166 142V141H165ZM168 142H166V143H168ZM183 142H186V141H184L183 140ZM200 142V144H201V140L199 141ZM199 142H197V143H192V144H194V147L196 146V145H198L199 144ZM236 142H238L237 140H236ZM258 142H259V140H258ZM261 142V141H260ZM259 142V143H260ZM4 143H5V141H4ZM44 143H46V142H44ZM97 143V142H96ZM105 143V142H104ZM115 143V142H114ZM121 143V142H120ZM154 143V145H153V148L154 149H156L155 147H157L158 148V146L160 145V140H159V144L157 143V142H153ZM153 143H151L150 142V144H153ZM166 143L164 144L163 142H162V144L163 145H166ZM169 143H168V145H169ZM182 143V142H181ZM189 144L191 143V141L190 142H188ZM187 143V144H188ZM210 143V142H209ZM219 143V142H218ZM242 143V142H241ZM21 144V145H20ZM37 144V145H36ZM54 143H52L51 145H53ZM55 144H56V142H55ZM67 144H69V142H67ZM72 144V143H71ZM86 144H87V142H86ZM95 144V143H94ZM143 144V143H142ZM146 144V143H145ZM156 144L158 145V146H156ZM183 144V143H182ZM186 144V143H185ZM208 144V143H207ZM206 144V145H207ZM234 144L235 143H233V146H234ZM251 144V143H250ZM2 145H4V144H1V147H2ZM50 145V146H51ZM62 145V144H61ZM64 145V144H63ZM85 145V144H84ZM96 145H99V144H96ZM113 145V144H112ZM116 145V144H115ZM114 145V146H115ZM124 145H126V144H124ZM123 145V146H124ZM162 145V146H163ZM202 145V144H201ZM206 145H204L203 146V148L206 146ZM231 145V144H230ZM236 145V144H235ZM258 145V144H257ZM19 146L21 147V148H19ZM38 146V147H37ZM46 146V145H45ZM86 146V145H85ZM91 146V144H89V147ZM118 146V145H117ZM127 146V145H126ZM131 146H133V145H131ZM137 146V145H136ZM135 146V147H136ZM142 146V145H141ZM140 146V147H141ZM144 146H146V145H144ZM150 146V145H149ZM184 146V145H183ZM186 146V145H185ZM200 146V145H199ZM213 146V144H211V146L210 147H212ZM248 146V145H247ZM246 146V147H247ZM16 147H18V149L16 148ZM42 147V146H41ZM53 147H54V145H53ZM99 147V146H98ZM97 147V148H98ZM109 147V146H108ZM121 147V146H120ZM134 147V148H135ZM160 147L161 146H159V148H158V150H160ZM167 148H169L168 146H166ZM166 147H164V148H166ZM198 147V146H197ZM238 147V146H237ZM58 149H59V147H57ZM81 148V147H80ZM86 148V147H85ZM84 148V149H85ZM91 148V147H90ZM117 147H115V149H116ZM139 148V147H138ZM153 148L151 149H149L148 148V153H150L149 151H155V150H153ZM162 148V147H161ZM163 148V149H164ZM166 148V150H167V152H169V149H167ZM214 148V147H213ZM231 148V147H230ZM233 148V147H232ZM239 148V147H238ZM249 148H251V145L250 146H248V149ZM255 149L257 148V147H254ZM11 149H9V150H11ZM17 149V150H16ZM45 150H47L48 149V147H47V149L46 148H44ZM63 149V148H62ZM64 149H65V147H64ZM68 149V148H67ZM99 149V148H98ZM115 149H113L112 151L114 152L115 151ZM145 149V147L143 148V150ZM162 149V150H163ZM172 149V148H171ZM170 149V150H171ZM196 149V148H195ZM215 151L217 152V147H215ZM227 149V148H226ZM234 149H236V148H234ZM233 149V150H234ZM21 150H18L19 152H17V153H21ZM60 150H61V148H60ZM76 150V149H75ZM74 150V151H75ZM80 150V149H79ZM93 150V149H92ZM125 150H126V148H125ZM157 149H156V151H158ZM166 150H165V155L167 154L166 153ZM174 149H172V151H173ZM180 150V149H179ZM194 150V149H193ZM200 150V149H199ZM231 150V149H230ZM240 150H241V146H240ZM246 150V148H244V151ZM3 151V150H2ZM5 152H7V150H4ZM12 151V150H11ZM30 151V150H29ZM39 151V150H38ZM37 151V152H38ZM42 151H44V150H42ZM73 151V152H74ZM83 151H85V150H83ZM82 151V152H83ZM94 151V150H93ZM92 151V152H93ZM100 151V150H99ZM102 151V150H101ZM100 151V152H101ZM152 151H151V153H152ZM155 151V152H156ZM175 152H177V148H175V150H174ZM239 151V150H238ZM249 151V150H248ZM0 152H1V149H0ZM12 152V153H13ZM24 152V151H23ZM31 153L30 154H32L33 153V151H30ZM35 152V151H34ZM37 152H36V154H37ZM47 151H45L44 153H46ZM62 152V151H61ZM80 152V151H79ZM95 152V151H94ZM94 152H93V154H94ZM112 152V153H113ZM155 152H153L154 154H156ZM159 152H161V150L159 151ZM171 152V151H170ZM175 152H173V153H175ZM179 152V151H178ZM3 153V155H5V154H8V155H10L9 153H10V151H9V153L7 152V153H4V152H2ZM2 153H0L1 155H2ZM11 153V154H12ZM90 153V150H86V153H85V156L86 157H84V160L82 161V162H84V164H83V170H88V171H98V170H96V168H97V166H96V158L95 157H93L92 156V154H90L93 158H91V156L90 155H88ZM151 153H150V155H151ZM197 153V152H196ZM248 153H250V152H248ZM39 154V153H38ZM38 154H37V156H36V158L35 157H33L34 159H31L32 160V162H31V166H32V169H34V170H36V171H38V173H40L42 176H44L43 178L41 177L40 179H38V180H36V181H38L39 183H40V185H43V186H48V187H50V192H52V188H53V186H59V187H66V189L64 188L63 190H59V191H57L56 193H55V195H56V197H57V203H55V205H53V206H51V209H50V212L49 213H46V212H44V210H43V213H45V215H51L52 214V218H53V225L51 226V227H47V228H40V229H37V228H34V227H32V229H31V232H30V235H29V237L27 238V242L29 243V245H30V247H28V249H30L31 251H29V252H22V251H18L17 252V254H15V262L11 259V258H8V257H4V258H1L0 259V264H8V263H12V264H14V263H19V264H24V262L25 261H30V264H31V262L32 263H34L36 260H39V263L38 264H50V260L52 259V258H56V260H59L60 258H62L65 254H67V251L68 250H71V248L72 247H74V246H76L74 243L76 242V241H78L79 239H80V237L79 238H77V235L78 234H80V227H79V224L84 220L85 221V227L87 228V230L88 229H91L93 226H95V224L99 221V220H103V218H112V214H114V216H118V213H117V215L114 213V211H112V210H114L116 207H117V203H118V200L116 199V196L118 197L119 195H120V193H119V195H117V193H116V196H115V194H114V196H115V199L116 200H112V199H114L112 196H109L108 198H104V199H102L101 201H99V203H96L95 202V196L93 195L94 193H95V186H94V180L92 179V181H89V182H87L86 180L85 181H83L82 179H81V174L79 175L78 173L79 172H81V168L80 169H73V170H71V172H69V173H67V175H66V177H64V176H62V171L64 170V169H66L67 167H71V168H77L78 166L80 167V165H79V163H77L76 161H74V162H72V161H70V159H68V158H64L63 160L62 159H60V161H57L59 158H57V160H54V159H47V157H42V156H38ZM59 154V153H58ZM70 154V153H69ZM77 154H79V153H77ZM102 154V153H101ZM147 154V153H146ZM145 154V155H146ZM159 154H161V153H159ZM159 154H157V156H156V158L159 160V157L160 156H162V155H160L159 156ZM164 154V153H163ZM176 154V153H175ZM195 154V153H194ZM193 154V155H194ZM215 154H217V153H215ZM2 155V156H3ZM43 155V154H42ZM45 155V154H44ZM47 155V154H46ZM64 155V154H63ZM66 155V154H65ZM64 155V156H65ZM80 156H81V154H79ZM82 155H83V153H82ZM147 155H149V154H147ZM179 155V154H178ZM185 155H186V153H185ZM191 155V154H190ZM196 155V154H195ZM212 155H213V153H212ZM211 155V156H212ZM226 155H229V160L230 159H232L231 157H232V155L231 154H226ZM245 156H246V154H244ZM264 155V154H263ZM7 156V155H6ZM52 156V155H51ZM55 156V155H54ZM76 156V155H75ZM90 156V157H89ZM140 157H141V155H139ZM139 156H136V157H139ZM159 156V157H158ZM169 156V155H168ZM172 156V155H171ZM200 156V155H199ZM208 156H210V154H208ZM210 156V157H211ZM239 156V155H238ZM245 156H243V157H245ZM249 156V155H248ZM8 157V156H7ZM7 157H6V159H7ZM16 157V156H15ZM18 157V156H17ZM59 157H60V155H59ZM79 157V156H78ZM135 157V156H134ZM134 157H132V158H134ZM165 157V156H164ZM167 157V156H166ZM190 157V156H189ZM227 157V156H226ZM243 157H241V158H243ZM261 157V156H260ZM1 158V157H0ZM5 158V157H4ZM3 157H2V159H4ZM9 158V157H8ZM20 158V157H19ZM46 158V159H45ZM62 158V157H61ZM80 158V157H79ZM78 158V159H79ZM121 158V157H120ZM156 158H155V156H154V158H153V161H154V159L156 160ZM163 158V157H162ZM162 158H160V159H162ZM171 158H173L174 159V157H170L169 159H171ZM207 158V157H206ZM209 158V157H208ZM224 158V157H223ZM223 158H222V160H223ZM239 158V157H238ZM240 158V159H241ZM246 158H247V156H246ZM258 158H259V156H258ZM257 158V159H258ZM78 159H77V161H78ZM130 159V158H129ZM135 159V158H134ZM142 160H143V158H141ZM147 159V157L145 158L144 157V160H146ZM151 158H149V156H148V161L150 160ZM167 159V158H166ZM169 159H168V161H169ZM177 159L179 160V157H177ZM180 159H181V157H180ZM191 159V158H190ZM204 159V158H203ZM225 159V158H224ZM228 159V158H227ZM248 159V158H247ZM9 160V159H8ZM81 160V159H80ZM137 160V159H136ZM157 160V161H158ZM192 160V159H191ZM264 160V159H263ZM3 161V160H2ZM2 161H1V163H2ZM5 161V160H4ZM10 161V160H9ZM12 161V160H11ZM11 161H10V163L9 164H13V163H11ZM18 161V160H17ZM27 161V160H26ZM133 161V160H132ZM152 160L151 161H149V162H151V164H152V162H153ZM161 161V160H160ZM203 161V160H202ZM228 161V160H227ZM234 161V160H233ZM236 161H237V159H236ZM255 161V160H254ZM258 161V160H257ZM15 162V161H14ZM24 162V161H23ZM79 162V161H78ZM82 162H81V166H82ZM116 162V161H115ZM134 162V161H133ZM156 162V161H155ZM155 162H153V164L155 163ZM177 162V161H176ZM175 162V163H176ZM181 162H184L182 159H181ZM191 162V161H190ZM197 162H199L200 163V161L199 160H197ZM214 162V161H213ZM231 162H232V160H231ZM247 162H249V160L247 161ZM256 162V161H255ZM263 161H262V159L260 158V162H259V165L261 166V163H262ZM16 163V162H15ZM26 163V162H25ZM24 163V164H25ZM110 163V162H109ZM157 163H160V162H157ZM203 163V162H202ZM212 163V162H211ZM218 163H219V161H218ZM217 163V164H218ZM223 163H224V160H223ZM8 164V165H9ZM22 163L20 162V165H21ZM107 164V163H106ZM123 164V163H122ZM125 164H127V162L125 163ZM153 164H152V166H153ZM194 164V163H193ZM226 164V163H225ZM231 164V163H230ZM23 165V164H22ZM29 165V164H28ZM124 165V164H123ZM155 165V164H154ZM160 166L162 165V166H165V169H173V168H175V166L173 165V162H167V161H164L163 160V162L161 161V163L159 164ZM177 165V164H176ZM188 165H189V161H188ZM207 165V164H206ZM244 165V164H243ZM256 165H258V164H256ZM3 166H6V165H4L3 164ZM13 166V165H12ZM11 166V167H12ZM25 166V165H24ZM107 166V165H106ZM126 166V165H125ZM139 166V165H138ZM198 166V165H197ZM200 166V165H199ZM198 166V167H199ZM202 167H204L203 165H201ZM208 166V165H207ZM210 166H211V168H212V170H213V166L214 165H211L210 164ZM239 166V165H238ZM259 166V168H261ZM17 167V166H16ZM96 167V168H95ZM100 167V166H99ZM102 167V166H101ZM137 167V166H136ZM136 167H134V169H133V171H136L137 173L139 172L138 171V167L136 168ZM141 167V166H140ZM156 167H158L157 165H156ZM156 167H153V168H156ZM187 167H189V166H187ZM186 167V168H187ZM197 167V168H198ZM206 167V166H205ZM204 167V168H205ZM209 167V166H208ZM215 167V166H214ZM216 167H217V165H216ZM231 167H233L232 166V164H231ZM239 167H241V165L239 166ZM244 167V166H243ZM1 168H3V167H1ZM6 168V167H5ZM8 168V167H7ZM29 168V167H28ZM95 168V169H94ZM104 168V167H103ZM123 168V167H122ZM136 168V169H135ZM159 168V167H158ZM179 168V167H178ZM203 168V169H204ZM253 168H254V166H253ZM258 168V169H259ZM15 169V168H14ZM13 169V170H14ZM99 169H101V168H99ZM141 170L140 171H143V169L142 168H140ZM181 169V168H180ZM188 169V168H187ZM191 169H193V168H191ZM191 169H189V170H191ZM200 170L199 171H201V168H199ZM226 169H227V167H226ZM243 169V168H242ZM1 170V169H0ZM7 169H5V172L8 174L9 172H7L6 171ZM11 170V168L10 169H8V171H10ZM27 170V169H26ZM30 170V169H29ZM82 170V171H83ZM117 170V169H116ZM118 170H120V168H118ZM117 170V171H118ZM145 170V169H144ZM154 170V169H153ZM153 170H152V172H153ZM207 170H209V169H207ZM211 170V171H212ZM231 170H232V168H231ZM251 170V167H250V169H249V171ZM257 170V169H256ZM256 170H252V171H255L256 172ZM15 171V170H14ZM16 171H17V169H16ZM31 171V170H30ZM69 171V170H68ZM122 171V170H121ZM132 171V172H133ZM154 171H156V169L154 170ZM167 171V170H166ZM172 171V170H171ZM177 171V170H176ZM181 171V170H180ZM182 171H184V172H186V170H182ZM221 171H222V169H221ZM263 171V170H262ZM2 172V171H1ZM87 172V171H86ZM85 172V173H86ZM93 172H89V176L91 175L90 173H92L93 174ZM115 172V171H114ZM125 172H128L126 169H125ZM129 172H131V171H129ZM128 173V174H132L133 175V173ZM135 172V173H136ZM143 172H145V171H143ZM156 172H158V171H156ZM156 172H155V176H157L156 175ZM161 172V171H160ZM168 172V171H167ZM166 172V173H167ZM173 172H175V171H173ZM183 172V173H184ZM231 172H233V170L231 171ZM254 172V173H255ZM12 173H13V171H12ZM33 173V172H32ZM37 172H36V174H38ZM63 173H65V172H63ZM104 173H106V172H104ZM107 173H108V171H107ZM106 173V174H107ZM111 173H113L112 171H111ZM117 173V172H116ZM119 173V172H118ZM122 173V172H121ZM134 173V174H135ZM136 173V174H137ZM146 173V172H145ZM176 173V172H175ZM179 173V172H178ZM182 173V174H183ZM253 173V172H252ZM264 173V172H263ZM78 174V175H77ZM84 174V173H83ZM105 174V175H106ZM114 174V173H113ZM124 174V173H123ZM135 174V175H136ZM139 174H141V172L139 173ZM142 174H144V173H142ZM179 174H181V173H179ZM179 174H178V176H179ZM184 174H186V173H184ZM203 174H204V172H203ZM212 174H213V172H212ZM250 174V173H249ZM258 174V173H257ZM262 174V173H261ZM9 175L11 176V173H9ZM39 175V174H38ZM86 175H87V173H86ZM94 175V174H93ZM104 175V174H103ZM102 175V176H103ZM105 175L103 176V180L105 179V181H106V179H107V183L109 182V180H108V177L107 178H104L105 177ZM116 175V174H115ZM119 176L121 175V174H118ZM126 175V174H125ZM148 175H152V173L151 174H148ZM163 175H165V174H163ZM162 175V176H163ZM201 175V174H200ZM255 175V174H254ZM13 176V175H12ZM97 175H96V173H95V177H96ZM114 176V175H113ZM112 176V177H113ZM118 176V177H119ZM138 176V175H137ZM136 176V178H138ZM153 176H154V174H153ZM152 176V177H153ZM160 176H161V174H160ZM180 176H183V175H180ZM212 176V175H211ZM210 176V177H211ZM248 176V175H247ZM249 176H252V175H249ZM255 176H257V177H259L258 175H255ZM7 177V176H6ZM6 177L4 178V179H6ZM14 178H15V182L17 183L19 180H20V178H22L23 176L22 175H20V176H18V174H16L15 173V175L13 176ZM38 177V176H37ZM37 177H33V179H36ZM64 177V178H63ZM75 177V178H74ZM85 177V176H84ZM87 177V176H86ZM91 177V176H90ZM115 177V176H114ZM117 177V176H116ZM115 177V178H116ZM132 177V176H131ZM151 177V176H150ZM151 177V178H152ZM158 177V176H157ZM156 177V178H157ZM198 177V176H197ZM197 177H196V179H197ZM10 178H12V177H10ZM9 178V179H10ZM30 178V177H29ZM89 178V177H88ZM102 178V177H101ZM124 178V177H123ZM133 178V177H132ZM148 178V177H147ZM184 178V177H183ZM4 179L2 178L1 180H3L4 181ZM23 179V178H22ZM120 179V178H119ZM118 179V180H119ZM158 179V178H157ZM193 179V178H192ZM249 179H251V178H249ZM31 180V179H30ZM122 180V179H121ZM138 181H140L139 179H137ZM142 180V179H141ZM149 180V179H148ZM153 180H155L154 178H153ZM179 180H180V178H179ZM56 183V185H53V184H55L54 182ZM75 181H77V182H75ZM102 181V180H101ZM105 181L103 182V183H105ZM122 181H124V179L122 180ZM131 181V180H130ZM134 181H136L135 179H134ZM156 181V180H155ZM182 181V180H181ZM185 181H186V178H185ZM192 181V180H191ZM252 181V180H251ZM257 181V180H256ZM255 181V182H256ZM6 182V181H5ZM10 182V181H9ZM13 182V181H12ZM21 182V181H20ZM52 182H53V184H52ZM75 182V183H74ZM119 182V181H118ZM118 182H117V184H118ZM127 182V181H126ZM178 182V181H177ZM188 182V181H187ZM213 182V181H212ZM211 182V183H212ZM216 181H214L213 183H214V185H215V187H216V184H218V183H215ZM217 182H219V181H217ZM7 183V182H6ZM30 183V182H29ZM96 183H98L99 184V181L98 182H96ZM102 183V185L104 186V184ZM113 183V182H112ZM123 182H121L120 184H122ZM131 183H132V186L134 187V185H135V183L137 184V182H133V179H132V181H131ZM130 182H128V186L130 187V184H131ZM183 183V182H182ZM212 183V184H213ZM221 184L219 185V186H221L222 185V182H220ZM241 183V182H240ZM239 182L237 183V184H240ZM242 183H244V182H242ZM253 182H251L250 183V185L252 184ZM258 183V182H257ZM256 183V184H257ZM0 184H4V183H1L0 182ZM10 184V183H9ZM12 184V183H11ZM22 184V183H21ZM70 184H73V186L72 187H70ZM97 184V185H98ZM109 184V183H108ZM107 184V185H108ZM126 183H124V185H125ZM207 184H208V182H207ZM206 183L202 186V187H204L205 185H207ZM230 184V183H229ZM237 184H232L233 185V187L234 186H236ZM7 185H8V183H7ZM13 185H15V184H13ZM17 186H18V184H16ZM36 185V184H35ZM110 185V184H109ZM113 185V184H112ZM123 185V186H124ZM139 185V184H138ZM149 185V184H148ZM214 185H212V186H214ZM224 185V184H223ZM231 184H230V186H232ZM243 185V184H242ZM244 185H246V184H244ZM253 185H255L254 183H253ZM17 186H16V188L15 189H18L19 187H21V186H19L18 188H17ZM24 186V185H23ZM26 186V185H25ZM25 186H24V188H25ZM42 186V187H43ZM106 186V185H105ZM111 186V185H110ZM122 186V185H121ZM210 185L208 184V187H209ZM226 187L228 186V184H226L225 185ZM255 186H258V185H255ZM9 187V186H8ZM28 187V186H27ZM41 187V186H40ZM100 187V186H99ZM118 187H120V186H118ZM126 187L127 186H125V189H126ZM223 187V186H222ZM232 187V188H233ZM239 187H241V184L239 185ZM252 187H254V186H252ZM4 188V187H3ZM10 188H11V185H10ZM23 188V187H22ZM37 188V192H40V190H39V188L38 187H36ZM67 188H69V189H67ZM101 188H103L102 186H101ZM117 188V187H116ZM121 188V187H120ZM128 188V187H127ZM131 189H132V187H130ZM130 188H129V191H130ZM143 188H144V186H143ZM204 188H206V187H204ZM203 188V189H204ZM224 188V187H223ZM235 188V187H234ZM246 189L245 187H242V189ZM97 189V188H96ZM117 189H119V188H117ZM212 189H214V187H212ZM216 189V188H215ZM218 189H222L221 187L220 188H218ZM237 189L239 190V188L237 187ZM259 189V188H258ZM6 190V189H5ZM20 190V189H19ZM22 190H24V191H26V189H22ZM21 190V191H22ZM30 190H33V189H30ZM111 190V189H110ZM113 190H115V188H113L112 189V191ZM122 190V189H121ZM121 190H119L120 192H123V191H121ZM134 190V189H133ZM133 190H131V191H133ZM136 190H137V188H136ZM144 190V189H143ZM153 190V189H152ZM158 190H162V189H158ZM224 190H225V188H224ZM27 191H29V190H27ZM27 191H26V193H27ZM99 191V190H98ZM142 191V189L141 190H139L138 189V192L140 193ZM199 191H200V187L199 186H194V187H188V186H186L185 184H181V185H179V186H175V187H173V189H171V192H170V195L172 196V197H177V199H179L180 197H182V199H184L183 197L186 195V194H188L189 193V195L191 196V195H193V194H196V193H199ZM203 191V190H202ZM216 192L218 191L217 189L215 190ZM214 191V192H215ZM226 191V190H225ZM235 191V190H234ZM5 192H7V191H5ZM13 192V191H12ZM23 192V191H22ZM109 192H111V191H109ZM125 192H127V190H125ZM204 192V191H203ZM222 192H224V191H221V193ZM228 192V191H227ZM227 192H225V193H227ZM2 193V192H1ZM0 193V194H1ZM9 193H10V191H9ZM25 193V194H26ZM33 193H34V190H33ZM41 193V192H40ZM106 193H108V192H106ZM106 193H104L106 196L108 195V194H106ZM132 193V192H131ZM131 193H129V195L131 194ZM202 193V192H201ZM205 193V192H204ZM8 194V193H7ZM16 194H17V191H16ZM18 194H19V192H18ZM20 194H23V193H21L20 192ZM24 194V195H25ZM37 194V193H36ZM50 194V193H49ZM124 194V193H123ZM126 194V193H125ZM128 194V193H127ZM134 195H135V193H133ZM155 194H158V193H155ZM165 194V193H164ZM203 194V193H202ZM207 194H209L208 193V191H207ZM229 194V193H228ZM3 195V194H2ZM5 195V194H4ZM38 195V194H37ZM37 195H35V196H37ZM41 195V194H40ZM111 195V194H110ZM132 195V194H131ZM138 195V194H137ZM136 195V196H137ZM166 195V194H165ZM182 195V196H181ZM201 195V194H200ZM203 195H205V194H203ZM212 195V194H211ZM227 195V194H226ZM226 195H224V196H226ZM13 196V195H12ZM15 196V195H14ZM17 196V195H16ZM21 196V195H20ZM121 196H122V194H121ZM125 196V195H124ZM127 196V195H126ZM140 196V195H139ZM138 196V197H139ZM141 196H142V192H141ZM141 196H140V198H141ZM164 196V195H163ZM202 196V195H201ZM239 195H237V197H238ZM1 197V196H0ZM24 196L22 195V198H23ZM30 197V196H29ZM197 197H199L198 196V194L196 195V197H195V199L197 198ZM218 197V196H217ZM232 197H234V196H232ZM262 197H264V194H263V188H262V190H261V192L260 191H257L256 192V194H255V196L251 199V201L252 202H258V201H260L261 199V202L263 201V198ZM26 197H24V199H25ZM44 198H46V197H44ZM118 198H120V196L118 197ZM158 198V197H157ZM160 198V197H159ZM219 198V197H218ZM18 199V198H17ZM27 199V198H26ZM129 198L127 197V200H128ZM131 199V198H130ZM187 199V198H186ZM240 199H242V198H240ZM239 198H238V200H240ZM18 200H21L20 198L18 199ZM133 200V199H132ZM245 200V199H244ZM42 201H44L43 199H42ZM53 201V200H52ZM130 201V200H129ZM134 201V200H133ZM186 201V200H185ZM13 202H14V200H13ZM23 202H25V201H23ZM23 202H22V204H21V206L23 205ZM33 202V201H32ZM39 202V201H38ZM125 202V201H124ZM132 202V201H131ZM135 202V201H134ZM137 202H138V200H137ZM153 202H156V200L155 201H153ZM192 202V201H191ZM191 202H189V206H186V205H188V203L186 204V202H185V206L187 207L186 209H184V205L181 207V209L183 208L184 209V214H185V212L187 211L188 212V209H189V207L192 205L191 204ZM193 202H194V200H193ZM235 202V201H234ZM249 202V201H248ZM248 202L247 203H242V204H240V205H246V207H248V208H251V205H253V204H250V202H249V206L247 205L248 204ZM42 203H44V202H42ZM42 203H40L39 202V204H41L42 205ZM49 203H51V202H49ZM129 203V202H128ZM165 203V202H164ZM195 203V202H194ZM263 203V202H262ZM14 204H16V203H14ZM28 204V203H27ZM121 204V203H120ZM135 204V203H134ZM138 204V203H137ZM191 204V205H190ZM226 204V203H225ZM254 204H256V203H254ZM31 205V204H30ZM122 205H124V203H122ZM139 205V204H138ZM152 205V204H151ZM182 204H180V205H178V206H181ZM193 205H195V204H193ZM193 205L191 206V207H193ZM257 205V204H256ZM263 205V204H262ZM20 206V205H19ZM32 206V205H31ZM37 206V205H36ZM129 206V205H128ZM132 206V205H131ZM141 206V205H140ZM161 206H164V205H161ZM204 206V205H203ZM239 206V205H238ZM254 206V205H253ZM2 207V206H1ZM13 207V206H12ZM119 207V206H118ZM136 208H137V205L135 206ZM256 207V206H255ZM16 208H18V207H16ZM24 208V207H23ZM26 208V207H25ZM36 208V207H35ZM34 208V209H35ZM103 208H105V211L104 212H107V213H102L103 212ZM134 208V206H132V209ZM136 208L134 209V211L136 210ZM177 208H180V207H177ZM203 208V207H202ZM212 208H214V207H212ZM2 209H4V207H2ZM13 209H14V207H13ZM28 209V207L26 208V210ZM37 209V208H36ZM36 209H35V211H36ZM182 209V210H183ZM204 209H206V208H204ZM259 209H260V207H259ZM258 209V210H259ZM15 210V209H14ZM19 210H22L21 208H19ZM25 210V209H24ZM116 210V209H115ZM140 209H138L137 211H139ZM186 210V211H185ZM210 210H211V208H210ZM3 212H4V210H2ZM108 211H111L110 213L108 212ZM132 211V210H131ZM181 211V210H180ZM208 211V210H207ZM256 211V210H255ZM24 212V211H23ZM119 212H121V211H119ZM124 212V211H123ZM128 212V211H127ZM136 212V211H135ZM174 212V211H173ZM208 212H210V211H208ZM11 213V212H10ZM14 212H12L11 214H13ZM129 213H131V212H129ZM137 213V212H136ZM139 213V212H138ZM137 213V214H138ZM201 213V212H200ZM255 213V212H254ZM16 214H17V212H16ZM21 214H23L22 212H21ZM25 214H27V213H25ZM120 214V213H119ZM124 214V213H123ZM173 214V213H172ZM0 215H1V213H0ZM10 215V214H9ZM8 215V217L10 218V216ZM24 215V214H23ZM22 215V216H23ZM128 215V214H127ZM163 216H165V214H162ZM169 215H171V214H169ZM168 214L166 215V216H169ZM198 215V214H197ZM214 216H215V214H213ZM14 216V215H13ZM120 216V215H119ZM129 216V218H131L132 219V222H133V218L132 217H130V214L128 215ZM127 216V217H128ZM157 216H159V215H157ZM157 216H155V217H157ZM204 216V213H203V215L201 216V218ZM258 216V215H257ZM2 217H3V214H2ZM1 217V218H2ZM26 217V216H25ZM24 217V218H25ZM122 217V216H121ZM124 218L126 217L125 215L123 216ZM136 217V216H135ZM150 218L149 219H151V218H153V216H149ZM173 217V216H172ZM172 217H171V219H172ZM207 217V216H206ZM216 217V216H215ZM0 218V219H1ZM36 218H38V217H36ZM102 218V219H101ZM137 219H135L136 221L135 222H138L139 220H140V222L143 220H141L140 219V217L138 218V217H136ZM161 218V217H160ZM208 218V217H207ZM211 218H213V217H211ZM233 218V217H232ZM236 219L237 218H239V216L238 217H235ZM6 219V218H5ZM16 219V218H15ZM155 219H157V218H155ZM154 219V220H155ZM165 219V218H164ZM199 219V218H198ZM209 220H211L210 218H208ZM217 219V218H216ZM240 219V218H239ZM245 219H247L246 217H245ZM254 219H258L259 221H260V226H263V224H264V215H261L260 217H255ZM126 220V218L124 219V221ZM128 220V219H127ZM147 220V221H146ZM146 220H144V222H143V224H145V221L146 222H149V220L148 219H146ZM160 220H162V221H164L163 219H160ZM160 220L158 221V222H160ZM166 220V219H165ZM214 220V219H213ZM13 221V220H12ZM106 221V220H105ZM109 221V220H108ZM113 221V220H112ZM117 221H119L120 222V220H117ZM122 221H123V219H122ZM131 221V220H130ZM129 221V222H130ZM168 221V220H167ZM200 221V220H199ZM228 221V220H227ZM102 222V221H101ZM134 222V223H135ZM140 222H138V223H140ZM153 222V221H152ZM202 222V221H201ZM200 222V224H202ZM205 222V221H204ZM208 222V221H207ZM95 223V224H94ZM103 223V222H102ZM109 223H110V221H109ZM112 223V222H111ZM126 223V222H125ZM210 223L212 224V223H214V222H212V221H210ZM82 224V223H81ZM97 224H99V225H102V224H100V221H99V223H97ZM107 226H109V224H107V222L105 223ZM142 224V223H141ZM150 225H151V223H149ZM165 224H166V222H165ZM164 223H163V225H164V228H165V225ZM211 224H209L210 225V227H211V229H212V226H211ZM225 224V223H224ZM2 225H4V224H2ZM2 225H0V233H3V231H5L4 230V228L5 229H7V227H6V224L4 225V227L2 226ZM112 225V224H111ZM110 225V226H111ZM119 225V224H118ZM121 225V224H120ZM119 225V226H120ZM125 225V224H124ZM123 225V226H124ZM136 225H138V224H136ZM158 225V224H157ZM162 225V226H163ZM168 225V224H167ZM192 225H193V222H192ZM207 225V224H206ZM250 225H254V224H250ZM21 226H24V224L23 223H20L19 225H17L16 227H21ZM27 226V225H26ZM114 224L110 227L111 229L113 228L114 229V227L116 226H114ZM118 226V227H119ZM122 226V225H121ZM126 226V225H125ZM143 226V225H142ZM161 226V227H162ZM194 226V225H193ZM192 226V227H193ZM237 226V225H236ZM100 227V226H99ZM105 227V225L103 226V228ZM127 227V226H126ZM126 227H125V230H126ZM128 227H130V226H128ZM133 227H134V224H133ZM138 227V226H137ZM137 227H135V228H137ZM147 226H145V228H146ZM161 227H159V228H161ZM203 227H205V225L203 226ZM134 228V229H135ZM167 228V227H166ZM207 228V227H206ZM112 229V230H113ZM131 229H132V227H131ZM131 229H129V230H131ZM263 229H264V227H263ZM106 230V229H105ZM115 230V229H114ZM113 230V231H114ZM120 230H121V228H120ZM125 230H123V231H125ZM128 230V231H129ZM195 230H196V228H195ZM224 230V229H223ZM16 232H17V230H15ZM89 231V230H88ZM101 231V230H100ZM112 231V233H114ZM122 231V230H121ZM136 231H138V230H136ZM141 231V230H140ZM139 231V233H141ZM178 231V230H177ZM12 232V231H11ZM94 232V231H93ZM93 232H87L86 231V233L88 234V233H93ZM102 232V231H101ZM106 232V231H105ZM109 232H111V231H109ZM109 232H108V234H109ZM117 232H120V231H118L117 230ZM222 232V231H221ZM5 233V232H4ZM15 233V232H14ZM85 232L84 233H82V235L83 234H85L86 236H89V235H87ZM103 234H105L104 232H102ZM112 233L110 234V237H111V235H112ZM131 233H132V231H131ZM152 233V232H151ZM154 233H156V232H154ZM27 234H29V233H27ZM94 234V233H93ZM121 234V233H120ZM126 234V237H128L127 236V234H129L130 235V232H127V233H125ZM134 234V233H133ZM150 234V233H149ZM167 233H165V235H163V236H161V237H163V239L165 238V236H167L166 235ZM1 235H5V238H6V235L7 234H1ZM9 235V234H8ZM7 235V237H10V235H12L11 233H10V235L8 236ZM85 235H83V236H85ZM90 235H92V234H90ZM107 235V234H106ZM114 235H117V234H115L114 233ZM141 235V234H140ZM140 235H138V236H140ZM151 235H153V234H151ZM14 236V235H13ZM16 236H18V235H16ZM16 236L14 237V238H16ZM101 236V235H100ZM118 236V235H117ZM122 236V235H121ZM132 236V235H131ZM173 236V235H172ZM110 237L108 236V239H106L105 240V243L107 244V249L109 248V250L112 248L111 246H109V242L111 243L112 241L110 240ZM124 237V236H123ZM126 237H125V239H126ZM171 237V236H170ZM1 238H4V236L2 237V236H0V243H4L2 240H4V239H1ZM13 238V239H14ZM85 239H84V241H86L87 242V238L86 237H84ZM88 238H91V240H92V237H88ZM149 237L147 236V239H148ZM177 238V237H176ZM258 241H259V245H260V247L258 248V250H253V248L252 247H247V246H244V245H241L240 246V253L238 254V255H236V258H235V260H234V257H233V260L231 261V262H229V264H264V239L262 238V236L261 235H258ZM61 239H64V240H62L61 241ZM72 239V240H71ZM78 239V240H77ZM98 239V238H97ZM111 239H115V236L112 238L111 237ZM116 239H117V237H116ZM120 239V238H119ZM128 239H129V241H130V239H132V238H129L128 237ZM157 239V238H156ZM6 240H8L7 238H6ZM5 240V241H6ZM20 240V239H19ZM19 240H18V242H19ZM82 239H80V241H81ZM122 240V237H121V239L119 240V241H121ZM133 240V239H132ZM138 240H139V237H138ZM145 241H146V238L144 239ZM177 240V239H176ZM14 241H16V240H14ZM21 242H22V240H20ZM89 241V240H88ZM93 242H94V235H93V240H92ZM114 241V240H113ZM117 241V240H116ZM119 241H117L118 243H119ZM141 241V240H140ZM9 242V241H8ZM11 243V246H12V242H13V240L12 241H10ZM25 242V241H24ZM60 242H62V243H60ZM85 242V243H86ZM93 242H91L92 244H93ZM123 242H126L125 243V245H124V243ZM131 242V241H130ZM129 242V243H130ZM147 242V241H146ZM162 242H163V240H162ZM16 243V242H15ZM82 243H84L83 241H82ZM90 243V242H89ZM96 243H97V241H96ZM116 243V242H115ZM123 243V244H122ZM122 245H124V246H129V243H128V241H123L122 240ZM157 243V242H156ZM159 243V242H158ZM21 245L20 246H22L23 244L22 243H20ZM80 244V243H79ZM87 244V243H86ZM86 244H84V245H86ZM131 244V243H130ZM150 244L152 245L153 243H149V246H150ZM177 244V243H176ZM8 245V244H7ZM6 245V246H7ZM72 245V247H70ZM83 245V244H82ZM84 245H83V247H84ZM97 245H99V244H97ZM112 245H114L113 243H112ZM132 245H133V243H132ZM168 245V244H167ZM257 245V244H256ZM5 246V247H6ZM10 246V247H11ZM27 246V244L25 245V247ZM90 246V245H89ZM117 246H119L118 244H117ZM160 246V245H159ZM158 246V247H159ZM228 246H229V244H228ZM4 247V248H5ZM14 247H15V245H14ZM24 247V246H23ZM24 247V248H25ZM78 247V246H77ZM81 247V246H80ZM101 247V246H100ZM131 247V249H132V247L133 246H129V248ZM147 247V246H146ZM162 247V246H161ZM167 247V246H166ZM223 245L222 244H214V243H211L210 245H207V246H205V247H203V249H202V252H201V255H200V258H201V262L200 263H193V264H213L214 262H218L219 260H220V257H221V255H222V249H223ZM3 248V249H4ZM7 248V247H6ZM13 248V247H12ZM114 248H117L116 246H114ZM113 248V249H114ZM120 248V247H119ZM126 248H128V247H126ZM126 248H125V250H126ZM15 248H13L12 249V252H15V251H13ZM73 249H75V247L74 248H72V250ZM79 249H81V248H79ZM78 249V250H79ZM90 249V248H89ZM98 249L99 248H97V250L96 251H98ZM105 249V248H104ZM113 249L111 250V252L113 251ZM124 249V248H123ZM130 249V250H131ZM133 249H134V247H133ZM158 249H160V247L159 248H157V250ZM1 250V249H0ZM11 250V249H10ZM24 250V249H23ZM119 250V249H118ZM125 250L123 251V252H125ZM145 250V249H144ZM3 251V250H2ZM9 251V250H8ZM76 251H77V249H76ZM81 251V250H80ZM94 251V250H93ZM96 251H94V253L96 252ZM119 251H121L122 252V250H119ZM128 250H126V252H127ZM163 251V250H162ZM239 251V250H238ZM83 252V251H82ZM85 252H86V249H85ZM100 252H102V249H101V251H99V253ZM105 252V251H104ZM110 252V253H111ZM118 252V251H117ZM122 252V253H123ZM125 252V253H126ZM145 252H148V250H145ZM157 252V251H156ZM1 253V252H0ZM5 253V250H4V252H3V254ZM6 253H8V252H6ZM84 253V252H83ZM94 253H93V255H94ZM119 253V255H120V252H118ZM129 253V252H128ZM128 253H126L127 254V256H129L128 255ZM158 253V252H157ZM87 254V253H86ZM85 254V255H86ZM97 254V253H96ZM125 254V255H126ZM144 255H145V253H143ZM162 253H160V255H161ZM1 255H2V253H1ZM10 255H11V253H10ZM68 256L70 255L71 256V253L69 252V254H67ZM84 254L82 255V253L79 255L80 257L81 256H85ZM88 255V254H87ZM91 255V254H90ZM98 255V254H97ZM106 255L108 256V252H106ZM119 255L117 256V254H115V258H117V257H119ZM122 255H124V254H122ZM143 255V256H144ZM5 256V255H4ZM138 256V255H137ZM162 256V255H161ZM75 257L77 258V256L75 255ZM86 257V256H85ZM88 257H90L89 255H88ZM102 257H104V256H102ZM123 257V256H122ZM140 257H142V254L140 255ZM72 258H73V256H72ZM71 258V259H72ZM82 258V257H81ZM99 259H100V257H98ZM106 258V257H105ZM104 258V259H105ZM77 259H79V258H77ZM77 259H75V261L77 260ZM86 259V258H85ZM92 259H93V257H92ZM95 259V258H94ZM101 259H103V258H101ZM142 259V258H141ZM144 259V258H143ZM60 260H62V259H60ZM80 260H83V258L82 259H80ZM96 260V259H95ZM94 260V261H95ZM111 260H113L112 258L108 261V262H110ZM115 260V259H114ZM136 260H138V257L136 258ZM69 259L67 258L66 259V263L68 264L69 262H71V261H69ZM99 261H102V260H99ZM105 261H106V259H105ZM105 261H104V263H105ZM116 261H117V259H116ZM64 262V261H63ZM84 262V261H83ZM122 262V261H121ZM136 262V261H135ZM134 261L133 262H129V261H127V262H122V263H124V264H134L135 263ZM26 263V262H25ZM36 263V262H35ZM62 263V262H61ZM76 263H79V261L78 262H76ZM104 263H102V264H104ZM114 263H115V261H114ZM113 263V264H114ZM80 264H81V262H80ZM83 264H85V262L83 263ZM101 264V263H100ZM137 264V263H136Z\"/></svg>", "mask_w": 264, "mask_h": 264}]
</instances>
